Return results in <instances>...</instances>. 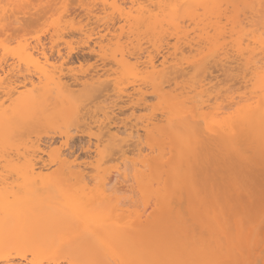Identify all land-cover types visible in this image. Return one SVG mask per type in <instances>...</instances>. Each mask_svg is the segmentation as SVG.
<instances>
[{
	"label": "bare ground",
	"instance_id": "6f19581e",
	"mask_svg": "<svg viewBox=\"0 0 264 264\" xmlns=\"http://www.w3.org/2000/svg\"><path fill=\"white\" fill-rule=\"evenodd\" d=\"M157 1V0H156ZM155 1V2H156ZM160 0H158V2H159ZM163 1H165V0H163ZM163 1L161 0V4H163ZM169 0H167V2L165 1V3L162 5V6H160V7H162V8H158L159 7V3H155L158 7H156L155 5V7H156V9H159V12H161V13H159L160 15H157V16H161V14H162V12H164V10H163V7H164V9H166L165 11H166V13L164 14H162V16L161 17H154V18H151V17H153V15H152V13L150 12H148V11H145V9H143L144 11H140L141 13H142V15L140 16V15H137V17L139 18V16L141 17V19L139 18V22H140V20H141V22L143 23V24H145V26H147V28H149L148 29V32H149V30H150V33H151V31H153V32H155V33H157V34H159V36H161L160 34H164L165 33V31H166V27H167V29L169 30V27H170V29H172V28H174V31L176 32L177 30H179L180 28L178 27L180 24H179V22H180V20L183 18V20H184V18H185V20H186V17L185 16H188V17H191L190 19H192V20H190V21H193L194 20V24H196V22H200L199 23V25H198V27L200 26V28L202 27L200 24L202 23L201 22V20H202V17L204 16V20H202L203 21V23L204 24H202V25H204L205 27H207V28H209L210 29V27H212L211 25H215V24H217V25H219V26H217V25H215V29H216V27H217V29L218 30H215V29H211V30H215V34H217V38H219L220 36H224V35H230V34H232V39H234L233 38V36H235V35H233L234 33H233V30L235 31V34H236V32H237V30H238V33L240 32V30H239V23H240V21L238 20L239 19V17H238V14H239V12L240 13H242L241 12V6L240 7H238V6H236V7H238L237 8V10H238V13H237V10H236V7L235 6H233V8H234V10H229V8L227 7V5L228 6H230V8H232V5H231V3L229 2V4L227 3V1L228 0H174V3H170V2H173L172 0H170L169 2H168ZM238 2H239V4H240V1L241 0H237ZM236 0H235V2H237ZM224 2V5L227 7L226 8V12H224L223 14H225L224 16H222V12H221V14H220V9H222V6H221V8L219 7L220 6V4H222ZM231 2H233V0L231 1ZM237 2V3H238ZM226 3H227V5H226ZM243 3V2H242ZM169 5V4H171L168 8H167V6L166 5ZM18 5H19V0H0V34H2V33H4V34H6L5 32H7V30H8V27H10L13 23H16L17 22V19H18V13H20L21 11H20V8H18ZM236 5H238V4H236ZM20 6V5H19ZM111 6V5H110ZM113 6H115V5H113ZM225 6H223V8L225 7ZM115 8H116V6H115ZM143 8V7H142ZM161 9L163 10V11H161ZM219 9V10H218ZM225 9V8H224ZM118 10V9H117ZM148 10V9H147ZM119 11V10H118ZM150 11V10H149ZM152 11V10H151ZM201 11V12H200ZM225 11V10H224ZM230 12V11H233V12H236V15H237V17H238V19L236 18H234V23L233 24H235V26L237 27V26H239V27H233V26H231L232 28H230L229 27V29H227V31H226V29L224 30V24L223 25H221L222 26V30L221 29H219L221 26H220V23L218 24L217 22H220V21H218V20H220L221 19V16H222V19H225V17L227 18V15H229V14H231V12L230 13H227V12ZM139 12V13H140ZM197 12H198V14H197ZM200 12V13H199ZM205 14H203V13ZM220 15V17L219 16H217L218 14ZM22 13V12H21ZM144 13H148L149 14V16L148 15H143ZM23 15H25L26 13H22ZM200 14H203L201 17L199 16ZM206 14H208V15H213L212 17H210V16H208V15H206ZM215 14H217V15H215ZM233 14H235V13H233ZM150 15H151V17H150ZM199 17H198V16ZM215 15V16H214ZM235 15V16H236ZM198 18H197V17ZM206 16V17H205ZM240 16H241V14H240ZM64 17V16H63ZM137 17H135L133 20H135V19H138ZM192 17H194L195 19L197 18V20L195 21V19L194 18H192ZM210 17V19L211 20H208V19H206V18H209ZM216 17V18H215ZM218 17H219V19H218ZM224 17V18H223ZM232 17H233V15H232ZM232 17H230L229 19H232ZM66 18V17H65ZM217 20V22H215V23H212L211 21H214L215 19ZM59 19L61 20L62 18H60L59 17ZM64 19V18H63ZM62 19V20H63ZM188 19V18H187ZM201 19V20H200ZM228 19V20H229ZM59 20V21H60ZM66 20V19H65ZM208 20V22H211L210 24H209V27H208V22H207V26L205 25V22ZM215 20V21H216ZM227 19H225V21H226ZM228 20L226 21L227 23H228V26H229V23L232 21H230V22H228ZM68 21V20H67ZM137 21V20H136ZM189 21V20H188ZM187 21V22H188ZM61 23H62V21H60ZM59 22V23H60ZM135 22V21H134ZM138 22V21H137ZM141 22L140 23H138V24H141ZM225 22V25H227V23ZM63 23H64V21H63ZM237 23V24H236ZM137 24V26H140V25H138ZM184 24V23H183ZM182 24V25H183ZM188 24H190V22L188 23ZM194 24H190V25H194ZM198 24V23H197ZM230 25H232L231 23H230ZM65 26H67L66 24H65ZM132 26H136V23H135V25H132ZM183 26H185V25H183ZM187 26V25H186ZM185 26V27H186ZM197 26V25H196ZM142 27V26H141ZM172 27V28H171ZM190 27V26H189ZM219 27V28H218ZM107 28V27H106ZM105 28V29H106ZM112 28V27H111ZM140 28V27H139ZM145 28V27H144ZM177 28H179V29H177ZM146 29V28H145ZM145 29H143V30H145ZM189 29V28H188ZM203 29H204V27H203ZM233 29V30H232ZM236 29V30H235ZM66 30V29H65ZM133 29H130V31L129 32H131ZM142 30V31H143ZM195 30V29H194ZM199 30V29H198ZM202 30V29H201ZM206 30V29H205ZM229 30H231V31H229ZM10 31V30H9ZM8 31V32H9ZM137 31H138V29H137ZM147 31V30H146ZM210 31V30H209ZM208 31V32H209ZM222 31H225L226 33H224V35H223V32ZM230 33H229V32ZM7 32V33H8ZM128 32V33H129ZM134 32V31H133ZM182 32V31H181ZM195 32V31H194ZM217 32V33H216ZM221 32H222V35H220L221 34ZM228 32V33H227ZM138 33V32H137ZM167 33H169V32H167ZM178 33H180V32H177V34ZM184 33V32H183ZM192 33V32H191ZM201 33H202V31H201ZM201 33H198V34H201ZM238 33H237V35H238ZM4 34H3V36H4ZM133 34V33H132ZM136 34V33H135ZM143 34H144V32H143ZM152 34V33H151ZM154 34V33H153ZM157 34H154V36L155 35H157ZM210 34H212V33H210ZM240 34V33H239ZM137 35V34H136ZM166 35V34H165ZM174 35V34H173ZM184 35V34H183ZM186 35V34H185ZM189 35H191L190 33H189ZM202 35V34H201ZM218 35H220L219 37H218ZM1 36V35H0ZM114 36V35H113ZM132 36H134V35H132ZM148 36V35H147ZM150 36V35H149ZM158 36V35H157ZM156 36V37H157ZM188 36V35H187ZM203 36V35H202ZM211 36V35H210ZM214 36V37H213ZM213 36H211V37H208L209 38V40H212L213 42H217V41H215V40H218L215 36L216 35H213ZM225 36V37H226ZM231 36V35H230ZM239 36H241V35H239ZM239 36H237L236 38H238ZM245 36V35H244ZM102 37V36H101ZM151 37V36H150ZM163 37H164V35H163ZM182 37V36H181ZM196 37V36H195ZM207 37H206V39H203L204 41L206 40V42H207ZM213 37V38H212ZM155 38V37H154ZM159 38V37H158ZM189 38V37H188ZM194 38V37H193ZM199 38V37H198ZM216 38V39H215ZM222 38V37H221ZM226 38H229V40L228 39H226ZM226 38H224V40H226V44L225 43H223L224 42V40H223V38L221 39L222 41H220L219 42V45H216V44H218V42L217 43H215L214 45L217 47V48H215V46H213V42L211 43L210 41L209 42H207L208 43V45H210V47H211V45L213 46L212 48H209V46H208V48H206V49H209V51L208 50H205V51H208L207 53L205 52H203V53H199L198 52V54H199V56H201L200 58H199V61H202L203 60V58L204 59H207V56H204L205 54H215V56H216V58L219 60V59H221L222 60V57H225L226 55L228 56V58H229V56H232V55H234L235 56V59L237 58L238 60L240 59V60H242V61H244L243 59H242V57H244L243 56V50H244V52H246L245 51V49H242V44H241V39H242V36L240 37V39L238 38V39H234V40H231L230 41V37H226ZM120 39V38H119ZM149 39V38H148ZM163 39V38H162ZM182 39V38H181ZM183 40H185V38L183 39ZM199 40V39H198ZM219 40H220V38H219ZM245 40V39H244ZM151 41V40H150ZM153 41L154 40H152V43H153ZM157 41V40H156ZM165 41V40H164ZM228 41V42H227ZM229 41H230V43H229ZM27 42V41H26ZM26 42H25V45H27L26 44ZM195 42V41H194ZM198 42V41H197ZM202 42V41H201ZM205 42V43H206ZM21 43V42H20ZM165 43V42H164ZM175 43V42H174ZM206 43V44H207ZM211 43V44H210ZM221 43V44H220ZM228 43V44H227ZM243 43V42H242ZM181 44H182V42H181ZM191 44H192V42H191ZM223 44V45H222ZM225 44V45H224ZM229 44H230V49H231V51H229V52H231L230 53V55L226 52V49L224 50V52L226 53V55H225V53H223V52H221V49L220 50H218V48H221L220 46L222 45V47H224L225 48V46L226 45H228L229 46ZM2 43H0V152H3V154H5L6 156L5 157H7L8 155L7 154H9V152L12 154V153H14L13 154V159H15V161L17 160V157L19 158V156H22V158H21V160L23 159V158H26L25 157V153L26 154H28L29 152L28 151H24L25 153L23 154L22 153V155L20 154L21 152V150H25L24 148L22 149H20V147H18V145H17V147H18V149H20L19 151L15 148V146H13V142L15 143V142H17L16 141V139L18 140V142L20 141L21 142V140L23 139V138H28V136L26 135V134H29V133H33V135L34 134H36V132L35 131H37L39 134L42 132V131H50L49 129H51V131L50 132H42L43 134L44 133H49L48 134V136H49V138H50V136L52 135L51 133H53L54 132V130L56 129V127L54 126L56 123H58V124H60V123H63L62 125L60 124V128L63 126V127H67V129L70 127V124L71 123H73V124H75V125H79V124H83V122L82 121H84L85 119H84V116H86V115H84L85 114V112L86 111H84V110H81V109H85V107H87V106H89V103H90V106L92 107V105L95 103L94 101H96V99L97 98H95L94 99V97L93 96H97V97H99V96H102L103 95V93L106 91V89H107V91H108V89L109 88H107V87H109L110 85H112L110 82H112V81H108L109 79H112V78H109L110 76H107L106 78H108L107 80L103 77V75L101 74L100 75V73L98 74L97 72L94 74V75H90L89 77H87L84 81H81V80H79V79H75V80H73V82L70 84V83H68V82H65L64 80H63V78H61V76H59V75H55L54 73L52 74L51 72H45V71H47V70H42V71H40V69H39V76H38V82L35 84L34 82H30V85H31V89H28L27 88V84L26 83H24V82H19V77H18V70H17V68L14 66V67H10L9 69H7V70H4V68L2 67L3 66V64L5 63V61H6V57H5V54L3 53V52H7V56H9L11 59H14L15 57H16V55H17V57L18 58H20V59H26L27 61H35V53L36 52H39V49H42V50H44L43 48H35V47H37V46H34L33 48H32V46H31V48L29 47V46H25V45H22V46H18V44H17V46H16V48L15 49H13V51H8L7 50V48H8V46H7V48L3 45ZM164 45V44H163ZM179 45V44H178ZM185 45V44H184ZM189 45V44H188ZM196 45V44H195ZM158 46H159V44H158ZM162 46V45H161ZM192 46H194V45H192ZM197 47V46H196ZM199 47V46H198ZM170 48V47H169ZM223 48V49H224ZM162 49V48H161ZM168 49V48H167ZM178 49H179V47H178ZM180 49H181V47H180ZM214 49L215 51L217 50L218 52H220L219 53V56L217 55V51L216 52H212V50ZM7 50V51H6ZM9 50H12V49H9ZM116 49H114V51H115ZM170 50V49H169ZM190 50H192L191 48H190ZM94 51V50H93ZM93 51H91V53L93 52ZM121 51V50H120ZM184 51V50H183ZM186 51H187V49H186ZM192 51H194V50H192ZM223 51V50H222ZM158 52V51H157ZM181 52H182V50H181ZM233 52H235V54L233 53ZM248 52V51H247ZM94 53V52H93ZM177 53V52H176ZM188 53V52H187ZM194 53V52H193ZM233 53V54H232ZM39 55H41L44 59H45V61L47 62L48 61V57L45 55V54H43V53H38ZM96 54V53H95ZM98 54V53H97ZM113 55H115V53L113 52L112 53ZM117 54V53H116ZM126 54V53H125ZM128 54V53H127ZM130 54V53H129ZM168 54H170V53H168ZM189 55H190V53H188ZM196 54V53H195ZM202 54V55H201ZM204 54V55H203ZM208 55L209 57H208V59L207 60H203V62L205 63L206 61H207V63H208V60L210 59V58H212V55ZM220 54H222L223 56H221ZM232 54V55H231ZM91 55H93V54H91ZM112 55V56H113ZM123 55V54H122ZM176 55V54H175ZM174 55V56H175ZM127 57V59L125 58V57H121L122 59H124V60H122L121 58H120V62H118V60L116 61L115 60V57L113 58V60H114V62L116 61V62H118V63H114V64H118V66H119V64H121V66H119V69H120V67H121V70H122V73L124 72V73H126V72H129V71H134V70H136V67L138 66L137 64H138V60L136 61V59H134L135 61V63L133 62V64L131 63V65L129 64V60H131V58L130 57H132V55L130 54V57H128L129 55H126ZM198 56V55H197ZM202 56H203V58H202ZM103 58V57H102ZM128 58H130L129 60H128ZM149 58V57H148ZM146 58L147 60H148V62L147 61H145L144 63L142 62V66L144 67V68H146V67H148V66H151V67H153V65H154V63H153V61H152V59L151 58ZM194 58H196V56L195 57H193L191 60L193 61V59ZM214 58V57H213ZM137 59H138V57H137ZM201 59V60H200ZM215 59V58H214ZM233 60L232 61H235L234 60V58H232ZM76 60L77 61H79L78 60V58H76ZM163 60H166L165 62H167L168 60H167V58L165 57V58H163ZM163 60H162V66H165L163 69L165 70H163L162 69V73L160 74V72L158 73L157 72V74H160V75H158L157 77H159L158 79L160 80V81H158L159 83V88H161V84H162V86H163V84H164V86L166 85V83L167 82H171V77H172V82H174L173 80L174 79H176V80H178V79H182V77H183V80H184V76H185V80H188L187 82H189L190 84H181V87L183 88V90L181 89V87H180V85H176V84H178L179 83V81H178V83H176L177 81H175L173 84H175L176 85V87H178L177 89H174L175 91L176 90H178L179 89V93H175V97L174 98H172L171 97V95L172 94H174V92L173 93H170L169 91H167L166 90V92H165V94H167L168 92H169V96H168V94L166 95V96H168V97H171L172 99H173V101H172V99L170 100L169 98V100H170V103L171 102H174L173 104V108L175 107V102L177 101H179L180 100V102L182 101V106L183 107H181L179 110H178V112H179V116H176V115H178V113L176 114V115H172L173 113H174V111L175 110H173L171 113H169L167 116H169V117H171V119H172V117H173V119H174V121L173 120H171V122L168 120V117L166 118V120L168 121H166V123H164V125H163V123H162V127H158V124H157V126H156V128L158 129H156L157 130V132H158V136L160 137V139H161V137H163V138H165V139H167V141L169 142L170 141V138L171 137H174V142H172V143H174V147H173V150H174V152H175V155H176V157H175V160L173 161L172 160V158L171 157H169V156H171L170 154L172 153V150H170V154H169V156H167V157H165V160H166V158H168V160H167V162L166 161H162V158L163 157H160L159 156V158L156 156V157H149V158H147L145 161H144V166L145 167H143V168H146L147 170H145V172L146 171H148V172H144V174H142V176L144 175H146V176H148L147 178L146 177H144L143 176V179H145L144 181H142L140 184L141 185H139L140 187H141V189H143V190H145L146 192H147V190L149 189V190H152V189H154V187L157 189L156 191L154 190H152L151 191V193L149 192V190H148V192L150 193V198H148V197H143L142 196V198H141V203L144 205V207H148V208H145L144 210H143V213L142 214H139V215H135V216H133V217H130V218H128V220H125V221H120V220H118V216H122V214L124 213V210L123 209H121V208H119V206L118 205H116V206H114L113 208L111 207V210L109 209V211L107 210L106 212H104V211H100V212H104V213H101L100 215H98L97 216V214L95 215H93L92 217L91 216H89V214H88V211L89 210H91L92 209V207H94L93 206V204H95V203H97L98 205H103V204H105V202L108 204V202H107V198H105L104 196H98V197H96V199H92V200H90V201H88L87 199H84L85 197H82V195L79 193V190H78V188L79 189H81V188H83V187H85V185L87 184V183H85L86 181H83V176H85V175H83V174H85V173H83L82 172V175L79 173V172H75V171H73V170H71V164H72V161L69 163V161H68V157H69V159H70V156H69V154H68V156H67V154H65V157L62 155L60 158H62V159H58V157H56L57 159H58V161H59V164H57L58 166H59V169H58V166L56 167V169H55V171H57V169H58V171L57 172H55V171H53L54 173H53V176H54V174L56 173V174H58V175H56L58 178L60 177V178H62V180L60 179V180H52V179H48V176H45V177H47V179H41L42 178V176H40V181H37L34 177H38V176H35V174L37 173L36 172V170L37 169H39V170H42V169H44L45 167H44V164H42L41 162H40V160H38L40 163H37V162H34L35 161V159L36 158H38V157H35L34 159L32 158V156L34 155V156H37V153H40V152H42L40 149V152H39V150H38V152L36 153V155H35V153L33 154L32 153V151H31V153L32 154H28V155H26L27 156V158L26 159H24V162L23 163H21L20 162V164L19 163H17V161L15 162L14 160H12V157H11V154L9 155L10 157H8V158H5V160L6 159H9V161H10V163H12V162H14V165L15 166H13V163H12V166H10L9 164H5L6 162H5V160L4 159H1V158H3V156L4 155H2L1 153V155H0V161H3L4 163L3 164H5V165H8V166H6L7 168H10L11 170L13 169V168H15V169H13L14 170V172L16 171V173H17V175H16V177H23V180L21 181V182H13V183H9V184H6L5 185V187H1L0 188V263H3V264H8V262L9 261H11L12 260V253H14L17 257L19 256L20 258H22L23 260H27V255L29 254V255H31L32 256V254H33V256L34 255H39V256H44V255H48V259H50V260H52L53 262L54 261H56L59 257H63L64 258V260H66L67 262H68V264H74V262H76V261H80V260H93V261H96L97 262V264H137V262H139V261H152V260H182V261H190V259H192L193 257H194V255L195 254H199V250L201 251V246L199 247V249H195V247H196V245L195 246H193V244L195 243L194 241V243L193 244H189V243H187V241H190V238L187 240V241H185L184 239L185 238H183L182 236H180V237H182V239H181V241L179 240V238H178V240L176 239L175 240V237H177V234L180 232V231H183L184 232V230L186 231L187 229H190V228H184L183 226V228L179 225V222H180V218H182V213H184V211H186V216H185V218L186 217H188V215H194L191 219H193L194 217L195 218H197V219H200V218H198L199 217V215H201L202 214V212H199V213H201V214H198V217H197V213H198V211H202V210H204V208L206 209L205 211L207 212V214H206V216L208 215V218H209V210L207 211V209H210V210H212V209H214L215 211H216V209H219L218 211L220 212V210L222 211L223 209H224V207H228V208H230L234 203L233 202H235V204L233 205V207H235L234 209L236 210V209H238V211H241V209L239 210V205L241 204L242 205V207H245V209L247 210V207L245 206V203H246V205L247 204H249L250 205V207L251 206H253V208L250 210L249 209V211L247 210V211H244L245 212V214H244V212L242 213V214H244V215H242V216H239V218L241 219L242 218V220L241 221H239V222H235L234 224H235V226L233 225V223L231 224V222L230 221H233L234 222V220L235 219H238L237 217L234 219V218H232V220L231 219H228V217H227V213L228 212H230V211H228L227 209H226V212H225V209L223 210L224 212H221V213H218V212H215V214L217 215V214H223V215H225V218L227 217V219H224V220H222V218H221V222L220 223H218L217 225H214V227H216V231L218 230V233H220V231H222L223 230V228L225 229V232H224V230H223V232H222V234H218V238H219V241H218V239H217V236L215 237V233H216V231L214 232V228L212 227L213 226V224H216L217 223V221H215L216 219V217L214 218V216H215V214L213 213V215L212 216H210V217H212V219L214 218L215 220H211V222L213 223V224H211V223H209V221H210V219L211 218H206L205 216H204V214L203 215H201V219L203 218L204 220V222H205V220H209L208 221V223H207V221H206V223L205 224H211V226H210V229L208 230V229H206L208 226H205V225H203L202 224V222H200L199 224L200 225H202V227L203 226H205V229H202L201 227H200V225L197 223H195L196 224V226L194 227L195 229H197L198 227V229L196 230V231H193V230H195L194 228H192L191 230L197 235L200 231V229L203 231H207V232H205V234L203 233V232H200L197 236L196 235H194V233H191L190 231H188V232H190L191 234L190 235H192L191 236V238L192 237H194L195 236V238L194 239H197V240H200L199 238L201 237V236H203L202 238H201V240L202 239H204V240H206V236L209 234L208 232L210 231V233H212V234H214V238H213V235H212V240L214 241L215 239L217 240H215L214 242H217V243H219L220 242V240L222 241V239L223 238H225L226 239V246H225V243H223L224 242V240L225 239H223V242H220L219 244H216V245H218L219 247H222V245H221V243H223V247H222V249L220 250V248H219V251H221V253L222 254H224V252H225V250L223 249V248H234V250L235 251H233V252H231L232 254H234L233 256H232V254L231 253H228V254H231V256H227V255H222L221 257H223V256H225V260H226V256H227V258L229 257V261H235V260H242V259H244V257L246 258L247 256L246 255H243V257H238L239 255L240 256H242V254H239V253H241L240 251V246L241 247H243V248H245L246 249V247H248V245H247V241H250V238H249V240H246V243H244L245 242V238L246 239H248L247 238V235L249 234V231L251 230V232H253V230H255V229H252V228H254L256 225H255V223H258L256 220H254L255 218V216L256 215H260V213H261V218H262V220H264L263 218V216H264V189H261V186H260V188H259V190L256 188V186H253V185H256V183H254L255 181H253V185H251V186H249V183H248V181H246L248 178H247V176H249V178L252 176V171H253V168H254V170L255 171H253L254 172V176L256 177H254V178H252V179H257L256 180V182L258 183V178H261V175L263 174V169H264V167L263 166H260V165H264V164H262V163H264V162H262L261 160H260V158H261V155H264L263 153L264 152H262V151H264V114H263V112L264 111H262V113H261V111H260V109H259V107L257 108V109H259V114L257 115L258 117H253L252 115L255 113V112H257V111H255L254 109H256V105H254V103H255V101H253V103L252 102H250V100H249V107H247V108H251L252 107V105H253V109H252V111L250 110V112L248 111V112H246V115H243V114H238L239 116L238 117H236V119H231L232 118V114L233 113H229L228 114V112H227V115H229L231 118H228V116L227 117H225V118H223V116H220V114L222 115V113L221 112H219L218 114H216L214 111V114L217 116H212V117H210L211 115V112L208 110L207 111V109H206V113L203 111L201 114H204L203 116L205 117L206 115H207V113H209L208 114V119H209V117H210V119L209 120H206L207 122H205V123H207L206 124V129H204V130H207L208 131V133H211L212 135H214V137H215V139L217 140V144L221 147V148H219V146H218V148L217 147H215L214 149L216 150H214V151H211V146L209 147L208 145H207V147L208 148H210L209 150H208V148L206 147L205 149L206 150H208V152L205 150V151H203V149L202 148H199V147H201L200 146V142H202V146H204L205 145V142L203 143V141H200L201 139L199 138V137H202V136H200V134H196V133H201L199 130H201V129H198V128H196L197 130H195V129H193L194 128V126H193V124H192V122H193V120H194V117H195V115L194 116H190L191 114H192V112H193V110L195 109L194 107H192V106H190V104H189V106L190 107H188L187 105H185L186 103L185 102H188V103H190V100H189V97L191 98V100H192V97H195V96H190L191 95V93H190V95H189V93H186V90H187V92H190V89H192L193 87H197V83L199 82V83H201V81L203 82V83H205V80L206 79H203L204 78V76L203 75H206L205 74V72H203V74H202V76L203 77H200V76H197L198 74H201L202 72L201 71H205V69H203L204 67H207L208 66V69L210 68L209 66H211L209 63L206 65V66H202L203 64H200L201 65V68L203 69H201L200 68V65L198 66V67H195V72H194V70H193V72L191 71L192 69H190V68H188V69H190V71L187 69H181V68H183V67H185V68H187V66H188V62L189 61H191V60H189L188 59V61L185 59V61H186V66H185V64H184V66H183V63H185V61L184 60H181L180 61V63L179 62H176L175 63V65L174 64H171V65H174V66H179L178 64H180V65H182L181 66V68L180 69H175V68H179V67H174V70L171 72V71H169L170 70V68H172L173 69V67H170V68H168L167 66H166V64L164 65L163 64ZM197 60L198 59H196L195 61H193V62H196V64L198 65V63H199V61L197 62ZM221 60H219V62H221ZM230 60V59H229ZM237 60V61H238ZM239 60V61H240ZM183 61V62H182ZM191 61V62H192ZM223 61L225 62L224 63V65L226 64V60H222V64L221 65H223ZM238 61V62H239ZM139 62H140V58H139ZM164 62V63H165ZM182 62V63H181ZM193 62L191 63V64H193ZM227 62H228V64L230 65V64H233L232 62H231V60H230V62L228 61V59H227ZM234 63V64H237V67H238V65H244L243 64V62L242 63ZM200 63H202V62H200ZM215 63V62H214ZM214 63H213V65H214ZM190 64V67L192 66H195L196 64H193V65H191ZM134 67H133V66ZM223 65V66H224ZM117 66V65H116ZM146 66V67H145ZM221 67V68H223V71L225 70V71H227V68H229V66L227 67V65H225L224 67ZM134 68V70L133 69H131L130 70V68ZM155 67V66H154ZM168 69H167V68ZM214 67H216V64H215V66ZM219 67V66H218ZM225 67H227V68H225ZM231 67V66H230ZM240 67V66H239ZM197 68V69H196ZM212 68V67H211ZM220 68V69H221ZM243 70L244 71H246L245 69H246V66H243ZM249 68V67H248ZM123 69H126V71H124ZM127 69L129 70V71H127ZM199 69V70H198ZM208 69L206 70V71H208ZM239 69H241V68H238V70ZM196 70H198V71H196ZM229 70V69H228ZM101 71V70H100ZM160 71V70H159ZM167 71V72H166ZM169 71V72H168ZM248 71V70H247ZM183 72H185L186 73V75H183V74H185V73H183ZM192 72V75L190 76V77H192L193 75V79H194V77L195 76H197V77H195V79H194V83H195V81L197 82V83H195V84H193L191 81H192V79L189 81V75H190V73ZM198 72V73H197ZM211 72V71H210ZM229 72H230V70H229ZM241 72V71H240ZM239 72V73H240ZM249 72H250V70H249ZM249 72H247V73H249ZM251 72H252V75H253V72L254 71H252L251 70ZM250 72V73H251ZM262 72H264V71H262ZM262 72H258V76L256 75V74H254L252 77H254L255 75L257 76H255V79H253L252 78V80H254V82L256 83V81H257V79L260 81V79H261V81L263 82L264 81V76H262V77H259V74L260 73H262ZM179 73H182V74H180V77H177V78H175L173 75H175V74H179ZM187 73H189V74H187ZM197 75H196V74ZM235 73V72H234ZM246 73V74H247ZM249 73V74H250ZM255 73V72H254ZM103 74H105V73H103ZM170 74H171V76H170ZM173 74V75H172ZM107 75V74H106ZM181 75H183L182 77H181ZM187 75H188V78H187ZM235 76H237L236 74H234ZM251 75V74H250ZM263 75V74H262ZM168 76H169V78H168ZM178 76V75H177ZM101 77H103V79L101 78ZM201 78L202 80L201 81H197V79L198 78ZM208 76L206 75V77L205 78H207ZM174 78V79H173ZM187 78V79H186ZM197 78V79H196ZM244 78H245V76H244ZM243 78V79H244ZM263 78V79H262ZM157 79V80H158ZM168 79L170 80V81H168ZM153 80H154V78H153ZM204 80V81H203ZM236 80H238L237 78H236ZM256 80V81H255ZM249 81H251V79L249 80ZM259 81H257V83H259L260 84V82ZM109 82V83H108ZM116 82V81H115ZM171 82V83H172ZM238 82H240V81H238ZM248 82V81H247ZM169 83H167V85H170ZM207 83V82H206ZM257 83H256V86H257ZM154 84V83H153ZM156 84H157V82H156ZM202 84V83H201ZM201 84H200V87H202V89H204L205 87V85L206 84H204V86H201ZM264 82L262 83V84H260V85H262V86H259L258 85V87H256V89L257 90H255V86H254V92H259V90H261V89H264ZM166 85V86H167ZM172 85V84H171ZM170 85V86H171ZM188 86L187 88H186V90L184 91V88L185 87H183V86ZM190 85V86H189ZM192 85H193V87H192ZM240 85H241V83H240ZM243 85V84H242ZM242 85H241V87H242ZM114 86V85H113ZM78 87V89L77 90H74V88L76 89ZM121 87V86H120ZM175 87V88H176ZM192 87V88H191ZM195 87V88H196ZM199 87V86H198ZM200 87L198 88V89H200ZM204 87V88H203ZM263 87V88H262ZM110 88H111V86H110ZM117 88V87H116ZM166 89L165 87H162V89ZM169 88V87H168ZM242 88H245V86L244 87H242ZM261 88V89H260ZM22 89V90H21ZM118 89V88H117ZM202 89H200V91L198 90V91H196L197 93H195L197 96H203V95H205L204 93H207V92H205V90L206 89H204V90H202ZM184 91V93H186L184 96H188L187 98L185 97H181L182 95H181V91ZM193 90V89H192ZM201 90L202 91H204V92H202L203 93V95L202 94H199V93H201ZM116 91V90H115ZM118 91H120L119 89L117 90V92ZM172 91H173V89H172ZM109 92V91H108ZM158 92H160V93H158V95L159 94H163V95H165L164 94V91H161V90H159ZM163 92V93H162ZM181 92V93H180ZM199 92V93H198ZM253 92V94L255 95V93ZM263 92V93H262ZM107 93V92H106ZM246 93V92H245ZM244 93V94H245ZM260 93V95H258V96H262L263 94H264V91L262 90V91H260L259 92ZM262 93V94H261ZM113 94H115V93H113ZM119 94V93H118ZM121 94V93H120ZM188 94V95H187ZM177 95H181V96H179V98L181 97V98H183L182 100H181V98L178 100H176V98H178V96ZM192 95H194L193 93H192ZM83 98H82V97ZM104 96H106V94L105 95H103L102 97H99L97 100H99L100 98H104L105 99V97ZM160 96L161 95H159V98H160ZM196 96V97H197ZM206 96L207 95H205L204 97L206 98ZM231 96V95H230ZM258 96H257V94H256V96L255 97H252V98H254V100L256 99V97L258 98ZM84 97H85V99H84ZM91 97H93V100H92V98ZM82 100H81V99ZM89 98V99H88ZM107 98V97H106ZM165 98V97H164ZM199 98V97H198ZM203 98V97H202ZM202 98H200V99H202ZM238 98V97H237ZM262 98V97H261ZM261 98H258V101H256V104H257V102H259L260 101V99ZM263 98H264V95H263ZM88 101L87 102V104H86V102L84 101ZM104 99H103V101H104ZM108 99V98H107ZM161 99V98H160ZM163 99V98H162ZM161 99V100H162ZM168 99H166L165 98V102H163L162 104L163 105H166L165 103H167L168 102ZM176 101H175V100ZM184 99H186L185 101H184ZM207 99H208V97H207ZM228 99H231V97H229ZM240 99H242V98H240ZM80 100H81V102H80ZM89 100H92V102H93V104H92V102L91 101H89ZM100 100H102V99H100ZM187 100H189V101H187ZM193 100H196L197 101V99H193ZM253 100V99H252ZM83 101V102H82ZM103 101H101V102H103ZM106 101V100H105ZM164 101V100H163ZM167 101V102H166ZM202 101H205V99L203 100L202 99ZM201 101V103H203ZM224 101V100H223ZM231 101V100H230ZM263 101H264V99H263ZM6 102H9V105L7 106V107H5V103ZM194 102V101H193ZM224 102H227V101H224ZM235 102V101H234ZM233 102V103H234ZM243 102V101H242ZM247 102V101H246ZM85 103V104H84ZM105 103V102H104ZM185 103V104H184ZM187 103V104H188ZM192 103V102H191ZM196 103V102H195ZM198 103H199V99H198ZM233 103H230V104H233ZM245 103V102H244ZM252 103V104H251ZM260 103V102H259ZM258 103V104H259ZM81 104L83 105V107L81 106ZM172 104V103H171ZM179 104V103H178ZM221 104V103H220ZM229 104V103H228ZM229 104V106H232V105H230ZM240 104V103H239ZM181 105H179V106H181ZM203 105V104H202ZM205 105H207L206 103H205ZM202 106L203 108L205 107L206 108V106ZM234 105V104H233ZM248 105V104H247ZM85 106V107H84ZM162 106V105H161ZM168 106V105H167ZM176 106H178V105H176ZM188 108H187V107ZM223 106V105H222ZM241 106V105H240ZM171 106H170V108H172ZM192 107V108H191ZM201 106L199 107L200 108V110L201 109H203ZM209 106H207V108H208ZM210 107H213V106H211L210 105ZM224 107V106H223ZM222 107V108H223ZM227 107V106H226ZM225 107V108H226ZM232 107H234V106H232ZM242 107H243V105H242ZM169 108V107H168ZM172 108V109H173ZM186 108V109H185ZM199 108H197V109H199ZM225 108H223L222 110H224ZM231 108V107H230ZM246 108V109H247ZM88 109H89V107H88ZM91 110V113H94V109H93V107L92 108H90ZM95 109H97V108H95ZM165 109V108H164ZM164 109H161L162 111H164ZM175 109V108H174ZM176 109H178V108H176ZM188 109H190V111L188 110ZM219 109H221V105L219 106V108H218V110ZM229 109V107H227V110ZM231 109H233V108H231ZM230 109V110H231ZM168 110V109H167ZM204 110V109H203ZM82 111H84L83 113H82ZM90 111L89 110H87V115H89V116H86L85 118H87V117H90V115H92L91 113H90ZM161 111V112H162ZM220 111V110H219ZM225 111H226V109H225ZM234 111V110H233ZM232 111V112H233ZM255 111V112H254ZM177 112V111H176ZM175 112V113H176ZM212 112V113H213ZM168 113V112H167ZM174 113V114H175ZM189 113V118H191L190 120H189V118L187 119L186 118V115ZM250 113V114H249ZM164 114V113H163ZM171 114V115H170ZM252 114V115H251ZM261 114V115H260ZM234 115H236V113L234 114ZM181 116V117H180ZM196 116H197V112H196ZM202 116V115H201ZM203 116L201 117V118H203ZM162 117H163V115H162ZM198 117V116H197ZM207 117V116H206ZM220 117V118H219ZM234 117V116H233ZM93 118V117H92ZM87 120V119H86ZM85 120V121H86ZM108 120V119H107ZM111 120V119H110ZM202 120V119H201ZM200 121V120H199ZM199 121H196V123L198 122L199 124H200V122ZM67 123H69V125L67 124ZM58 124H56V126H58ZM65 124V125H64ZM72 124V125H73ZM99 124H101L100 122H99ZM103 124V125H102ZM101 124V127H100V129H101V131L103 130V132H101L102 134L100 135V132H99V137H101L102 135H103V133H105L104 135H105V137H106V134H108V131H109V133H110V129H108V128H106V127H108V126H104V122ZM108 125V122L107 123H105V125ZM165 124L167 125V127H164L165 126ZM170 124V125H169ZM74 125V126H75ZM154 125V124H153ZM168 125H169V127H168ZM196 125V124H195ZM203 125H205V124H203ZM55 128H53V127ZM104 126V127H103ZM111 126V125H110ZM109 126V127H110ZM50 127V128H49ZM66 127H65V129H66ZM77 127V126H76ZM102 127H103V129H102ZM154 127V126H153ZM198 127V126H197ZM201 127V126H200ZM48 128V129H47ZM53 128V129H52ZM56 129L57 131H59V130H61V129ZM111 128V127H110ZM147 127L145 126V128L143 129L144 130V132H145V134H146V136L147 137H149L150 138V141L152 140V137H150V136H153V135H149V133H150V130H148V129H146ZM163 128V129H162ZM166 128H168V129H166ZM205 128V127H204ZM45 129V130H44ZM112 129V128H111ZM258 130V133H260V135H259V137H258V140H254V138H255V135H250V133H248V132H251L252 133V131L253 130ZM41 130V131H40ZM64 130V129H63ZM99 130V129H98ZM195 130V131H194ZM254 130V131H255ZM53 131V132H52ZM56 131V132H57ZM67 130H65V132H66ZM154 131V130H153ZM197 131H199V132H197ZM261 131V132H260ZM35 132V133H34ZM116 132L117 133H115V132H111L113 135L111 136L112 137V139L110 138V141L108 142L107 140H109V138H108V136L105 138L106 139V141H107V143H110V145L108 146V147H110V148H112V142L115 144V142H119V144L120 143H124L123 145H119V144H117V145H114L113 147L114 148H112V149H114L113 151H112V149H111V152H113V156H115V153H116V151L117 152H122L123 150L122 149H120V150H122V151H120L119 150V148H121V147H127V145H129L130 143L132 144L133 143V145H134V142H135V140L132 142V140L133 139H135L136 138V136H137V134H138V132L137 131H135L134 133L131 131V132H128L127 133V135H126V132H123V133H125L124 134V136L122 135V133L120 134V131L119 130H116ZM157 132H156V134H157ZM196 132V133H195ZM55 133V132H54ZM64 133V132H63ZM247 133H248V137H250V140H249V138L246 136L247 135ZM39 134H38V136H39ZM57 134V133H56ZM62 134V133H61ZM117 134H119V135H117ZM153 134V133H152ZM257 134V133H256ZM22 135H26V137L25 136H22ZM54 135V134H53ZM53 135H52V137H53ZM126 135V136H125ZM139 135V134H138ZM119 136V137H118ZM157 135H155V138H157L156 137ZM185 136H186V138H188V139H185ZM248 138H246V137ZM252 136V137H251ZM41 137V136H40ZM63 137V136H62ZM67 137V136H66ZM71 137V136H70ZM103 137V136H102ZM122 137H123V139H122ZM159 137L156 139V141L157 140H159L158 142L160 143V139H159ZM207 137V136H206ZM205 137V138H206ZM245 137V138H244ZM48 138V139H49ZM97 139H98V137H96ZM126 138V139H125ZM203 138V137H202ZM251 138H253V142L252 143H255V141H257V143H255V144H253L254 145V147H249V146H246V150L247 149H249V148H253V150H250V153H251V151H253V153H257V152H261V154H259V156L258 157H260L259 158V160L260 161H258V160H256V156H255V158L253 159V158H251V156L249 157V156H247L248 154L246 153V154H243V153H239V151L241 150L240 148L239 149H236L235 148V145L236 146H238V144L237 143H242L241 145H243L244 147H245V145H247V144H249V143H251L250 141H251ZM29 139V138H28ZM51 139V138H50ZM55 139V138H54ZM59 139V138H58ZM141 139V138H140ZM165 139H162L161 141H163V142H166V144H167V141H164ZM190 139V140H189ZM200 139V140H199ZM212 139H214L213 137H212ZM243 139V142L241 141V140ZM247 139V140H246ZM112 140V141H111ZM210 140V139H209ZM60 141V140H59ZM69 141V140H68ZM104 141V140H103ZM102 141V142H103ZM138 141V140H137ZM244 141H246L247 142V144H246V142L244 143ZM248 141H249V143H248ZM88 142V141H87ZM90 142V141H89ZM88 142V143H89ZM154 142V141H153ZM88 143H87V145H88ZM129 143V144H128ZM162 143V142H161ZM213 143V142H212ZM211 143V144H212ZM20 144V143H19ZM65 145H66V143H64ZM216 144V143H215ZM15 145V144H14ZM22 145V144H21ZM33 145V144H32ZM63 145V144H62ZM258 145V147H256ZM14 147L15 149H16V151H17V153H16V151H15V149L14 148H12L14 151L12 152V149H10L11 147ZM33 146H36V148H39V147H37V145L35 144V145H33ZM33 146H30V148H29V150H37V149H33ZM64 146V145H63ZM116 146L118 147V150H116L115 148H116ZM136 146V145H135ZM162 146H163V144H162ZM166 146V145H165ZM165 146H164V149H165V151H164V149H163V147H162V151H163V154H165V152H166V149L167 150H169L168 148H165ZM206 146V145H205ZM215 146V145H214ZM263 146V147H262ZM22 147V146H21ZM31 147H32V149H31ZM129 147V146H128ZM213 147V146H212ZM248 147V148H247ZM256 147V149H258V150H256V151H254L255 148ZM83 148V147H82ZM89 147L87 146V149H88ZM160 148H161V145H160ZM197 148H199V149H197ZM87 149H86V151H87ZM109 149V148H108ZM141 149V148H140ZM152 149H154V148H152ZM151 149V150H152ZM201 149H202V151L203 152H205L206 154L208 153L210 156L212 155H214L215 153H217L216 154V156L217 157H220V156H225V158H230V159H234V160H232L231 162L232 163H230L229 161V159H226V160H224V159H222V157H220V158H213V160H212V157H210V159L212 160V162L214 161V163L216 162V159H217V161H218V159H219V161H221L220 159H222L223 160V162L225 161V163L222 165H220L219 166V164L218 165H216V167H215V169L216 168H218L219 167V169H216V170H214V171H216V173L219 175L220 173V175H219V178H218V180L219 179H221V175H222V177H223V175H228L229 176V174L231 175V174H233V175H235V176H237V174L235 173H233V172H231L233 169H232V167L231 166H234V164H235V166L237 167V171L240 169V171L242 170V169H244L245 170V168L243 167V166H245L246 165V163L248 164H250V163H252V161H254V163H255V165H254V163H253V166H255V167H253L252 169H250L249 171H251V173L249 172V171H247L250 167H252V166H250V167H248V169H247V167H246V171H244L243 170V172H245V173H243L242 171V173H239V176L240 177H238V178H236L237 179V182H241V184L243 183V182H246V183H244V184H242V186H236V180L235 181H233L232 179H230L228 176H226V178H227V180L228 181H226V179L225 178H222L221 179V181H220V184H221V182H222V180L223 181H225V182H223V185H219V188H217L218 189V192H216L217 191V189H216V187H218V186H213V188H210L209 187V185H210V183H209V181H207V179L206 180H204V182L203 183H205V184H208L209 183V185L207 186V185H204L203 184V186H202V181L201 180H203V178L204 177H200V178H198V180H199V182L201 183H198L196 180H195V172L198 170L199 172H201L202 170H201V168L203 169V167L201 166V164L203 165V163H200V159H201V156L204 154L202 151H201ZM218 149H220L221 151V153L223 152V151H226V152H224V153H226L225 155L223 154H220V152L218 151ZM10 150V151H9ZM28 150V149H27ZM89 150V149H88ZM144 150V149H143ZM148 150V149H147ZM147 150H146V152H147ZM150 150V149H149ZM154 150H156V149H154ZM196 150H198V152L196 151ZM9 151V152H8ZM85 151V150H84ZM159 151H160V149H159ZM199 151H201V152H199ZM231 151H233V153H235V152H237V153H235V154H233L232 153V155L233 156H236L237 157V159L235 160V158L233 157V156H231L230 154H231ZM7 154H6V153ZM108 152H110V151H108ZM199 153L198 155H199V157H198V155H197V153ZM214 152V153H213ZM227 152H230L229 154H227ZM16 153V154H15ZM57 153H59V155H60V152H57ZM153 153H156V151L155 152H153ZM152 153V154H153ZM162 153V152H161ZM167 153V152H166ZM169 153V152H168ZM200 153H202L201 154V156H200ZM212 153V154H211ZM219 153V154H218ZM17 154H20V155H17ZM70 154H72V153H70ZM108 154V153H107ZM117 154V153H116ZM162 154V155H163ZM203 155L204 156V158L205 159H203V161L205 160L206 161V157L208 158V160H209V155ZM239 154V155H238ZM14 155H16L15 157L16 158H14ZM55 155H57V154H55ZM54 155V156H55ZM111 155V157H112V153L110 154ZM109 154H108V157L110 156ZM147 155V154H146ZM154 155V154H153ZM157 155H159L158 153H157ZM168 155V154H167ZM218 155H220V156H218ZM230 156V157H226V156ZM24 156V157H23ZM28 156H31V157H28ZM38 156H39V158L41 159V157H40V155L38 154ZM67 156V157H66ZM72 156V155H71ZM152 156V155H151ZM166 156V155H165ZM202 156V157H203ZM64 157V158H63ZM106 157H107V155H106ZM105 157V158H106ZM146 157V156H145ZM173 157V156H172ZM253 157V156H252ZM263 157V156H262ZM29 158V159H28ZM31 158H32V160H31ZM171 160H170V159ZM258 159V158H257ZM261 159H263L264 160V158H261ZM20 160V161H21ZM34 160V161H33ZM37 160V159H36ZM164 160V159H163ZM170 160V161H169ZM207 160V161H208ZM227 160H228V162H227ZM258 162V164L261 162V164L259 165V168H261V167H263V168H261V170H262V173L260 174L259 173V171H256L257 169H258V164H256L257 162ZM7 161V160H6ZM9 161H7V163H9ZM55 161H57L56 159H55ZM55 161L53 160V161H51L52 163L54 162L55 163ZM103 161V160H102ZM102 161H101V164H102ZM202 161V162H203ZM218 161V162H219ZM234 161V162H233ZM105 162V161H104ZM141 162V161H140ZM210 161H208V162H206L207 164H209L207 167L209 168V167H211L210 166V164L212 163H209ZM227 162V163H226ZM57 163V162H56ZM142 163V162H141ZM199 163H200V166H201V168L199 169ZM206 163H204L205 165H206ZM230 163V165H228ZM237 163V164H236ZM19 164V165H18ZM22 164V165H21ZM40 164V166H38ZM227 164V165H226ZM240 164H245V165H241L242 167H240L239 165ZM248 164V165H249ZM1 165V164H0ZM18 165V166H17ZM42 165V166H41ZM103 165V164H102ZM257 165V166H256ZM212 166L214 167V164L212 163ZM13 167V168H12ZM44 167V168H43ZM74 167V163H73V166H72V168ZM75 167H77V166H75ZM75 167L73 168V169H75ZM100 167V166H99ZM99 167H98V171H97V174H98V172H100L101 170H99ZM125 167H127L126 165H125ZM168 168V170L167 169H165V168ZM212 167V168H213ZM238 167H240L239 169H238ZM0 168H2V169H0V171L2 170V173H4V174H2V176L3 175H6V174H8L9 175V173H7V172H10V170H4L3 171V169H5L4 167H0ZM101 168V167H100ZM130 168V167H129ZM143 168H141V169H143ZM182 168H184V171H182L183 169ZM196 168H197V170H196ZM242 168V169H241ZM256 168V169H255ZM77 169V168H76ZM104 169L105 168H103V171H104ZM224 170V171H222V170ZM46 170V169H45ZM79 170V169H78ZM77 170V171H78ZM117 170H118V172H117ZM116 170V172L117 173H115V170H113L114 172H112V170H111V172H112V174L114 173L115 175H114V177H115V180H116V178L119 180V178H120V182L119 183H125V182H128V180H127V177H126V180H125V182H123L124 180L122 179L121 180V178H125V174H124V172H126V170H128V172H130V170L129 169H124L123 168V170H124V172L123 173H121L120 171H119V169H117ZM122 170V171H123ZM196 170V171H195ZM210 170H211V168H210ZM210 170H208V173H210L211 171ZM219 170V171H218ZM260 170V169H259ZM260 170V171H261ZM80 171H82V169L80 170ZM137 171V170H136ZM135 171V172H136ZM138 171H140V170H138ZM204 171V170H203ZM210 171V172H209ZM236 171V172H237ZM239 171V172H240ZM5 172H6V174H5ZM13 172V171H12ZM12 172H11V174H12ZM105 172V171H104ZM104 172H102V173H104ZM120 172V173H119ZM135 172H134V174H135ZM205 172V171H204ZM203 172V173H204ZM220 172V173H219ZM231 172V173H230ZM247 172V173H246ZM248 172H249V175H247L248 174ZM258 172V175L256 174L255 175V173H257ZM1 173V172H0ZM42 173V172H41ZM139 173H143V172H139ZM147 173H148V175H147ZM207 173V172H206ZM207 173V174H208ZM214 173V172H213ZM96 174V176H99V174L97 175ZM107 174H109V173H107ZM130 174V173H129ZM198 174V173H197ZM202 174V173H201ZM210 174H212V173H210ZM243 174H244V176H243ZM247 176H246V175ZM260 174V175H259ZM14 175V174H13ZM12 175V176H13ZM37 175V174H36ZM42 175V174H41ZM45 175V174H44ZM48 175V174H47ZM137 175V173L135 174V176ZM213 175V174H212ZM251 175V176H250ZM264 175V174H263ZM0 176H1V174H0ZM10 176V175H9ZM9 176L8 177H6L7 179H10L9 178ZM55 176V177H56ZM108 176H113V175H111V174H109ZM127 176H128V178H130L129 177V175H128V173H127ZM138 176H141V175H137V177ZM204 176V175H203ZM216 176V175H215ZM224 176V177H225ZM241 176H242V178L244 177V178H246V179H242L243 181H241ZM18 177V178H19ZM54 177V178H55ZM107 177V175L105 176V178ZM114 177H112V181L114 180ZM211 176H208V178H210ZM231 177V176H230ZM232 177H234V176H232ZM1 178V177H0ZM3 178V177H2ZM64 178H68V181L69 180H73V181H75V182H73V183H70V182H68V181H66ZM95 178H97V177H95ZM99 178V177H98ZM212 179H210V180H213V178L214 177H211ZM216 178V177H215ZM214 178V179H215ZM235 178V177H234ZM250 178V179H251ZM264 178V176L262 177V179ZM34 179V180H33ZM103 178H101V180H102ZM141 179V178H140ZM142 179V180H143ZM197 179V178H196ZM2 180V179H1ZM20 180V179H19ZM33 180V181H32ZM63 180H65V181H63ZM84 180H85V178H84ZM109 181V180H111V178L109 177H107L106 178V181ZM36 181V182H35ZM105 181V180H104ZM107 181V182H108ZM216 181V180H215ZM251 181V180H250ZM249 181V182H250ZM260 181V180H259ZM262 181V180H261ZM263 181H264V179H263ZM107 182H105V183H103V186H108V184L107 185H105ZM196 182L198 183V185L200 184L202 187L200 188V186H197V184H196ZM206 182H208V183H206ZM252 182V181H251ZM155 183V185H153ZM228 183H230V184H228ZM262 183V182H261ZM3 184H5L4 182H3ZM114 184H118L117 183V181L116 182H114ZM113 184V182L111 183V186H113L114 185ZM213 184V183H212ZM240 184V185H241ZM247 185L248 186V188H246V191L247 192H249L248 191V189H250L251 187H253V188H256L258 191H260L261 190V192H259L258 193V191L257 190H255V189H253V188H251V192H252V190H253V192L255 193H253L252 192V194H247L248 196L249 195H252L251 197H248L247 195H246V191H245V189H242L243 188V185ZM258 184H260V183H258ZM1 185V184H0ZM110 185V184H109ZM231 185V186H230ZM238 185V184H237ZM262 185V184H261ZM151 186H152V188H151ZM154 186V187H153ZM211 186V185H210ZM229 186V188H231V191H235V189H236V187H241L240 189H242L241 191H239V189H237L236 191H239L238 193H239V195H238V198H240V202H238V200L236 201V197L237 196H234V200L235 201H232V198H230V196H232V192H230L229 191V194H228V196L227 197H229L230 199H231V203H232V205H230V200H227L225 197H224V192L223 191H227V190H225L226 189V187H228ZM246 186V187H247ZM257 186H259V185H257ZM109 187V186H108ZM205 187L207 188V187H209L210 188V190L212 191H215V194L214 195H212L211 197H208L207 196V192L205 191ZM5 188V191L3 190V189ZM148 188V189H147ZM151 188V189H150ZM204 189V192H203V189ZM228 188V189H229ZM245 188V187H244ZM147 189V190H146ZM219 189H220V193H219ZM209 190V189H208ZM202 191V192H201ZM245 191V192H244ZM152 192H154L153 194H152ZM240 192H244V193H242L243 195H245L246 196V198L244 197L242 200H244L242 203H241V196H242V194L240 193ZM251 192H249V193H251ZM140 193L142 194V195H144L143 193H142V191H140ZM199 193V194H198ZM206 195V196H204V194ZM209 193V192H208ZM214 193V192H213ZM217 193V194H216ZM218 193H219V195H221V196H219L218 195ZM257 193V194H256ZM152 194V195H151ZM189 194H194V195H191V196H195V194H197V195H199L198 197H194L196 200H198L197 202L195 201V203H199V202H201L202 203V209H197L196 208V214H193L194 212L192 211V212H190L189 211V209H188V203H189V198H188V196H189ZM236 194V193H235ZM183 195V196H182ZM201 195H203V196H201ZM209 195H211V194H209ZM233 195H234V192H233ZM80 197V198H76V197ZM145 196H146V193H145ZM147 196H148V194H147ZM226 196V195H225ZM240 196V197H239ZM56 197H58V199L55 201L54 200V198H56ZM82 197V198H81ZM203 197V198H202ZM243 197V196H242ZM248 197V198H247ZM73 198V199H72ZM198 198V199H197ZM202 198V199H201ZM71 199V200H70ZM150 199H152V200H150ZM194 199V200H195ZM247 199V200H246ZM53 200V201H52ZM72 200H76V203H72ZM110 200V199H109ZM218 200L220 201H222V202H218ZM246 200V201H245ZM125 201H127V200H125ZM125 201H123V204H125ZM245 202V203H244ZM97 204H95V205H97ZM200 204V203H199ZM106 205V204H105ZM104 205V206H105ZM206 205H210V207L209 206H206ZM104 206H103V208H102V210H104L105 208H104ZM200 206V205H199ZM208 207V208H206V207ZM230 206V207H229ZM236 206H238V207H236ZM248 206V205H247ZM254 206H256L257 208V210H255V207ZM233 207H231V209L230 210H234L233 209ZM241 207V206H240ZM241 207V208H242ZM249 207V206H248ZM149 208L151 209V211L147 214V212L149 211ZM199 208H201V207H199ZM147 209H148V211H147ZM244 209V208H243ZM93 210V209H92ZM198 210V211H197ZM214 210H212V212L214 211ZM257 211L256 213H255V211ZM187 211H189V213L187 212ZM237 211V210H236ZM255 213V216L254 217H252V218H254V219H252L251 217V220H250V218L248 219V220H250V221H248V223L247 222H245V221H247V219L245 220L244 218L245 217H247L248 218V215H247V213H250V214H252L253 215V212ZM259 211H260V213H259ZM119 212V213H118ZM211 212V213H212ZM231 212H234L233 214H235V211H231ZM230 212V213H231ZM192 213V214H191ZM203 213H204V211H203ZM210 213V214H211ZM238 212H236V214H237ZM99 214V213H98ZM184 215H185V213H184ZM196 215V216H195ZM223 215H221V216H223ZM95 216V217H94ZM190 216V217H191ZM230 216V215H229ZM243 216H245L244 218H243ZM88 217H90V219L93 221H91L93 224H89L88 225V220H87V218ZM184 217V216H183ZM184 218V219H185ZM189 218V217H188ZM206 218V219H205ZM223 218H224V216H223ZM229 218H231V217H229ZM220 219V218H219ZM183 220V219H182ZM193 220H196V219H193ZM193 220H190V218H189V221H191V222H189L188 220H186V222L188 223V225L187 226H190V224H192L193 223ZM245 220V221H244ZM257 220H259L258 219V217H257ZM220 221V220H219ZM254 221H256L255 223H254ZM90 222V221H89ZM203 222V223H204ZM215 222V223H214ZM242 222H244L245 224H247V225H245L244 227H243V223ZM249 222H252L250 225H249ZM236 223H240L239 224V227L237 226V224ZM254 223V224H253ZM260 223V224H259ZM259 226L261 225V223H262V221L260 222L259 221ZM181 224H183V222H181ZM228 224H229V226H228ZM233 226H231V225ZM243 224V225H242ZM91 225V226H90ZM199 225V226H198ZM223 225H225V226H223ZM227 225V226H226ZM249 225V226H248ZM192 226H194V225H192ZM191 226V227H192ZM231 226V227H230ZM258 226V225H257ZM258 226V227H259ZM185 227H186V225H185ZM212 227V228H211ZM226 227H227V229H226ZM230 227V228H229ZM235 227V228H234ZM239 229H238V228ZM204 228V227H203ZM218 228V229H217ZM238 230H237V229ZM241 228V229H240ZM243 228H244V230H243ZM248 228V229H247ZM251 228V229H250ZM260 228V227H259ZM181 229H183V230H181ZM211 229H212V231H211ZM230 229H232L233 231H235L234 233H236L235 235H236V238L235 239H232V238H229V237H223V235L224 236H230V237H235L234 236V234L232 235V234H229L228 235V233L229 232H233L232 230L231 231H229ZM180 230V231H179ZM242 232H241V231ZM197 231H198V233H197ZM236 231H238V232H236ZM226 232H228V233H226ZM257 231L255 230V234H257L256 233ZM185 233V232H184ZM203 233V234H202ZM181 234H183V233H181ZM243 234V235H242ZM189 235V234H188ZM187 235V236H188ZM206 235V236H205ZM217 235V234H216ZM220 235H222V236H220ZM242 235V236H241ZM89 236H94L95 238V247H89L87 244H85V241H84V239H86V237H89ZM211 237V234H209L208 236H207V238L208 237ZM210 237H209V239H207L208 240V243H206V245H214L215 243L213 242V244L211 243V242H209V241H211V239H210ZM221 237H223L222 239H221ZM238 237H240V238H238ZM253 237V236H252ZM84 238V239H83ZM187 238V237H186ZM106 239H108V240H110V242H108V240H106ZM229 239V240H228ZM242 239H243V242H242ZM253 240H251V245H253L254 244V242L253 241H255V248H258L257 247V244H259L260 242V237H259V239L260 240H258L257 239V237H256V239H255V237H253L252 238ZM255 239V240H254ZM174 240V241H173ZM185 241L187 244H185V243H183L182 241ZM191 240H193V239H191ZM239 240V241H238ZM241 240V241H240ZM257 240V241H256ZM176 241V242H175ZM196 241V240H195ZM232 241H234V243H235V241H237L235 244L232 242ZM175 242V243H174ZM177 242H178V245H177ZM181 242V247H180V245H179V243ZM200 242H202V241H200ZM199 241H196V243H200ZM241 242V243H240ZM257 242H259V243H257ZM172 243V244H171ZM203 244L205 243V241L204 242H202ZM210 243V244H209ZM243 243V244H242ZM94 244V243H93ZM202 244V249H205L206 248V246H205V244L203 245ZM238 245V247H237V245ZM178 247V251H179V253L180 252H183V255H181L180 256V254L178 255V254H175V252L173 251L174 250V248L175 249H177L176 247ZM201 245V244H200ZM228 245V246H227ZM233 245H235V247L233 246ZM199 246V245H198ZM205 246V248H203ZM230 246V247H229ZM233 246V247H232ZM246 246V247H245ZM179 247H180V250H179ZM194 247V248H193ZM197 248V247H196ZM235 248H237V249H235ZM215 250L216 248H215V246L212 248L211 247V250ZM218 249V248H217ZM227 249H226V254H227ZM259 249V248H258ZM183 250V251H182ZM193 250H198L197 252L198 253H195L194 255L192 254V252L194 253V251ZM211 250L209 251L207 248H206V251L204 250L203 252H200V254H199V256H197L196 258L197 259H202V258H204L205 259V261H207V258L208 257H212L213 255H212V253H214V252H217V250H215L214 252L212 251L211 252ZM239 250V251H238ZM195 251V252H196ZM208 251H209V253L211 254H207L208 253ZM256 251H258V250H256ZM177 252V251H176ZM207 252V253H206ZM237 252H239V253H237ZM220 253V252H219ZM219 253H217V254H219ZM221 253H220V255H221ZM43 254V255H42ZM206 254H207V256H206ZM215 254V253H214ZM217 254H215V255H217ZM239 254V255H238ZM236 255H238L237 257H236ZM50 256V257H49ZM218 256V255H217ZM210 257V259H209V261L211 262H217V258L215 257V260H214V256L211 258ZM259 258V255L258 256H254V257H252V258ZM36 258H39V257H36ZM45 258H46V256H45ZM46 258V259H47ZM190 258V259H189ZM224 258V257H223ZM248 258V257H247ZM188 259V260H187ZM204 259H202V261L204 260ZM211 259H213V260H211ZM191 262H194L193 261V259L191 260ZM220 262V261H219ZM225 262V261H224ZM40 264V263H39Z\"/></svg>",
	"mask_w": 264,
	"mask_h": 264
},
{
	"label": "rangeland",
	"instance_id": "374dc122",
	"mask_svg": "<svg viewBox=\"0 0 264 264\" xmlns=\"http://www.w3.org/2000/svg\"><path fill=\"white\" fill-rule=\"evenodd\" d=\"M156 0H19V5H18V8H20V11L22 12V13H26L25 15H23L21 12L20 13H18V19H17V22L16 23H13L10 27H8V30H7V32H5L6 34H4V33H2V34H0L1 36H0V41H2V40H4V38L5 37H8V38H10L11 39V41H12V43H10V44H8L7 46H8V48H7V50L8 51H13V49H15L16 48V46H17V44H18V46L20 45V46H22V45H25V42H26V44L27 45H25V46H29L30 48H31V46H32V48L34 47V46H37V47H35V48H43L44 50H42V49H39V52H36L34 55H35V61H27L26 59H20V58H18L17 57V55H16V57L14 58V59H11L9 56H7V52H3L4 54H5V57H6V61H5V63L3 64V68H4V70H7V69H9L10 67H16L17 68V70L19 71L18 72V77H19V82L21 83V82H24V83H26L27 85V88L28 89H31L32 87H31V85H30V82L32 81V82H34L35 84L38 82V76H39V72L40 71H42V70H47V71H45V72H51L52 74L54 73L55 75H59V76H61V78H63V80L65 81V82H68V83H72L73 82V80H75V79H79V80H81V81H84L87 77H89L90 75H94L96 72L99 74L100 73V75L102 74L103 75V77L107 80L108 78H106L107 76H110L109 78H112V79H109L108 81L110 82V81H112V82H110L112 85H110L111 86V88H110V86L109 87H107V88H109L108 89V91H107V89H106V91L103 93V95H105L106 94V96H104L105 97V99L104 98H100V99H102V100H97L99 97H102V96H99V97H97V96H93L94 97V99L95 98H97L96 99V101H94L95 103L93 104V102H92V100H93V97H91L92 98V100H89V101H91L92 102V107H93V109H94V113H91V109L90 108H92L91 106H90V103L88 102V101H85L86 99H85V97H84V101L86 102V104H87V102L89 103V106H87V107H85V109H81V110H84V111H86L85 112V114L84 115H86V116H89V115H87L88 113H87V110H91L90 111V113L92 114V115H90V117H87V118H85L86 116H84V119L86 120H84V121H82L83 122V124L81 123V124H77V125H75V124H73V123H71L70 124V127L67 129V127H66V129H65V127H61L60 128V124L62 125L63 123H60V124H58V123H56V124H58V126H56V124L54 125L55 127H56V129L58 130L59 128L61 129V130H59V131H57L53 126V128L55 129L54 130V132L53 133H51L52 135H53V137H52V135L50 136V138H49V136H48V134L47 133H42V132H47V131H42L40 134L37 132V131H35L36 132V134H34L33 135V133L31 134V133H29V134H26L27 136H28V138L26 137V135H22V136H25L26 138H23L22 140H21V142L19 141L18 142V140L16 139V141L17 142H13V146H15V148L17 147V145H18V147H20V149L22 148H24L25 150H21L20 152V154L22 155V153L24 154L25 152L24 151H30L28 154H34L35 153V155H36V153L38 152V150L40 149L42 152H40V150H39V152L40 153H37V156H32V158L34 159L35 157H38V158H36L35 159V161L34 162H37V163H42V164H44V169H42V170H39V169H37L36 170V174H35V176H38V177H34L37 181H40L41 179H47V177H45V176H48V179H54V180H62V178H58L56 175H58V174H54V176H53V171H55V169H56V167L58 166L57 164H59V161H58V159H62V158H60L63 154V156L65 157V154H67V156H68V154H69V156H70V159H69V157L67 158L68 159V161H69V163L72 161V164H71V170H73V171H75V172H79L81 175H82V172L83 173H85V174H83V175H85V176H83L84 178H85V180H84V178H83V181H86L85 183H87L86 185H85V187H83V188H81V189H79L78 188V190H79V193L82 195V197H85L84 199H89L88 201H90V200H92V199H96V197H98V196H104L105 198H107V202H108V204L105 202V204H103V205H98L97 203H95V204H97V205H95V204H93V206L94 207H92V209L91 210H89L88 211V214H89V216H93L94 214L96 215L97 214V216L98 215H100L101 213H104V212H106L107 210L109 211V209L111 210V207L113 208L114 206H116V205H118L119 206V208H121V209H123L124 210V213L122 214V216L120 215V216H118V220H120V221H125V220H128V218H130V217H133V216H135V215H139V214H142L143 213V210L145 209V208H148V207H144V205L141 203V198H142V196L143 197H148V198H150L151 196H150V193H151V191L153 190H157L154 186V189H152V190H149L148 188V190H149V192H148V190H147V192L145 191V190H143V189H141V187L139 186V185H141L140 183L142 182V181H144L145 179H143V176H142V174H144V172H145V170H147L146 168H143V167H145L143 164H144V161L147 159V158H149V157H158L159 158V156L160 157H163L162 158V161H166L167 162V160H168V158H166V160H165V157H167V156H169V154L171 153L170 152V150H172V153L170 154L171 156H169V157H171L172 158V160L174 161L175 160V157H176V155H175V152H174V150H173V147L175 146L174 145V143H172V142H174V137H171L170 138V141L168 142L167 141V139H165V138H163V137H161V139H160V137L158 136L159 134H158V132H157V128H156V126H157V124H158V127H162L163 125H164V123H166V118L168 117V120L171 122V120H173L174 121V119H173V117H172V119H171V117H169V116H167L169 113H171L173 110H175L174 111V113L172 114L173 116L174 115H176L177 113H178V115H176V116H179L180 114H179V112H178V110L181 108V107H183L181 104H182V101L180 102V98L181 97H186V96H184L186 93H189V95H190V93L192 92L194 95H192V93H191V97L192 96H195V97H192V100H191V98L189 97V100H190V103H188V102H185L184 104L185 105H187L188 107H190V106H192V107H194L195 109L193 110V112H192V114L190 115V116H194L195 115V117H194V120H193V122H192V124H193V126H194V128L193 129H195V130H197L196 128H198V129H201V130H199L201 133H196V134H200V136H202V137H199L200 139V141H203V143L205 142V145L204 146H202L201 144H202V142H200V146L201 147H199V148H206L207 147V145L211 148V151H214L215 149V147H217L218 148V144H217V140L215 139V137H214V135H212L211 133H208V131L207 130H204V129H206V124L207 123H205V122H207L206 120H209L210 119V117H212V116H216L215 114H214V112L216 113V114H218L219 112H221L222 113V115L220 114V116H223V118H225V117H227L228 116V118H231L229 115H227V112H228V114L229 113H233L232 115L234 116H232V118L231 119H236V117H238L240 114H243V115H246V112H250V110L252 111V109L254 108L253 107V105H252V107L249 109V108H247V107H249V103L250 102H252L253 103V101H255V103H254V105H256V109H254L255 111H257V112H255L252 116L253 117H258L257 115L259 114V109H260V111H261V113H262V111H264V101H263V95L260 97V96H258V95H260V91H264V89H261V90H259V92H254V86H255V90H257L256 89V87H258V85L259 86H262V85H260V84H262L263 82L261 81V79H260V81L257 79V81H259L260 82V84L259 83H257V81H256V83H257V86H256V83L254 82V80H252V78L253 79H255V76L258 74V72H262V71H264V0H241L240 1V4H239V2L237 3V2H235V0H233V2H231L232 0H228L227 1V3L229 4V2L231 3V5H232V8H230V6H228L227 5V3H226V5H227V7L229 8V10L231 9V10H234V8H233V6H238V7H240L241 6V12L242 13H240L239 12V14H238V17H239V19H238V17H237V15H236V12H233V11H230L231 12V14H229V15H227V18L225 17V19H229L230 17H232V15H233V17H232V19H229L228 20V22H230L231 20V24L232 25H230V23H229V26H228V23L225 21V19H222V16H224L225 14H223L224 12H226L227 10H226V6L224 5V2L222 3V4H220V8H221V6H222V9H220V14H221V12H222V16H221V19L220 20H218V21H220V22H217V20L215 21H211L212 23H215V22H217L218 24L220 23V26L221 25H223L224 24V30L227 28V29H229V27L230 28H232L231 26H233L234 28L236 27L235 26V24H233L234 23V18L236 17L239 21H240V23H239V26H237V27H239V30H240V34L238 33V30H237V32H236V34H235V31L233 30V35H235V36H233V38L235 39L237 36H239V35H241L242 36V39H241V44H242V49H245V51L246 52H244V50H243V56L244 57H242V59L244 60V61H242V60H238L237 58L235 59V56L234 55H232L233 53L235 54V52H233L231 55L232 56H229V58H228V56L226 55V53L224 52V50L226 49V52L230 55V53L231 52H229V51H231V49H230V44H229V46L228 45H226L225 46V48L224 47H222V45L220 46L221 48H218V50H220L221 49V52H223V53H225V57H222V60H226V64L225 65H227V67L229 66V68H227V67H225V68H227V71H223V68H221L223 65H224V61H223V65H221L222 63V60L221 59H219V60H221V62H219V60L216 58V56H215V54H211L212 55V58H210L209 60H208V63L211 65V66H209L210 68L208 69V66L207 67H204L203 69H205V71H201L202 73L201 74H196L197 76H200V77H203L204 76V78L203 79H206L205 80V83H203L201 80V78L199 77L198 79H197V81L199 80V81H201V83H197L196 81H195V83H197V87L195 88V87H193V85H192V89H190V92H187V90H186V88L188 87L187 85L186 86H183L184 84H190L189 82H187L188 80H185V76H184V80H183V75H186V73L185 72H183V73H185V74H183V75H181V77H182V79L180 78V79H178V80H176V79H174L173 81L175 82V81H177L176 83H178V81H179V83L178 84H176L177 86L178 85H180V87H181V84H183L182 86L183 87H185L184 88V91L186 90V93H184V91H181L180 93H181V95H177L178 96V98H176V100L178 99L179 101L177 102L175 99V109L172 107L174 104V102H171L170 103V100L172 99V98H174L176 95H175V93L177 92V93H179V89L178 90H174V89H177L178 87H176V85L175 84H173L174 82H172V77H171V82L169 83V82H167V83H169L170 85H167V83H166V85L164 86V84H163V86H162V84H161V88H159L160 86H159V82L158 81H160L158 78L159 77H157L158 75H160L162 72V69L165 67V66H162V60H163V58H167V62H165L166 60H163V64L165 65L166 63V66L168 67V68H170V67H173V69L172 68H170V70L169 71H173L174 70V67H179V68H175V69H180L181 68V66L182 65H180V64H178L179 66H174L175 65V63L176 62H179L180 63V61L181 60H184L185 61V59L188 61V59L189 60H191L193 57H195L196 56V58H194L193 59V61H195L196 59H198L197 60V62L199 61V58L201 57V56H199V54H198V52L199 53H203L205 50H208L209 51V49H206V48H208V46H209V48H212L213 46H215L214 44L215 43H217L218 42V44H216V45H219V42L220 41H222L221 39L223 38V40H224V38H226V37H230V41L231 40H234V39H232L231 37H232V34H228L227 36L226 35H224V33H226L225 31H222L223 32V35L224 36H220V35H222V32H221V34L220 35H218V37L220 38V40H219V38H217V34H215V30H218L217 29V27H216V29L214 28L215 27V25H217V24H213V25H211L212 27H210V29L209 28H207V27H205L204 25H202V24H204L203 23V21L202 20H204L205 18H204V16L202 17V20H201V28H200V26L198 27V25H199V21L197 20V18L200 16H202L203 14H200L196 19L194 18V17H192V18H194L195 19V21L197 20L198 22H196V24H194L195 22H194V20L193 21H190V20H192V19H190L191 17H188V16H185L186 17V20H185V18H184V20H183V18L180 20V22H179V28H177V29H179V30H177L176 32L174 31V28H172V29H170V27H169V30L167 29V27H166V31H165V33L164 34H160L161 36H159V34H157V33H155V32H153V31H151V33H150V30H149V32H148V29L149 28H147V26H145V24H143L142 22H141V20H140V22H141V24H138V23H140L139 22V18L141 19V15H142V13L140 12L141 10L142 11H144L143 9H145V11H148L149 13L151 12L152 13V15H153V17H151V15H150V17L151 18H154L155 16L156 17H161L162 16V14L165 12L166 13V9H164V7H163V10H164V12H162V14H161V16H157V15H160L159 13H161V12H159V9H156V7H158L155 3L157 2V3H159V7L158 8H162V7H160V6H162L164 3H165V1L167 2V0H165V1H163V4H161L160 2H161V0L158 2V0L155 2ZM170 1V0H169ZM168 1V2H169ZM173 2H170V3H174V0H172ZM243 2V3H242ZM236 4H238V5H236ZM111 5V6H110ZM113 5H115L116 6V8H115V6H113ZM156 7H155V6ZM166 5V4H165ZM171 4H169V5H166L167 6V8L170 6ZM223 6H225L224 8H223ZM143 7V8H142ZM238 7H236V10H237V8ZM119 11H118V10ZM148 9V10H147ZM238 9V10H239ZM150 10V11H149ZM152 10V11H151ZM162 9H161V11H163ZM166 10V11H165ZM219 10V9H218ZM225 10V11H224ZM238 10H237V13H238ZM140 12V13H139ZM201 12V11H200ZM199 12V13H200ZM229 11L227 12V13H230ZM164 13V14H165ZM217 13V12H216ZM233 13H235V14H233ZM148 15L149 16V14L148 13H144L143 15ZM197 14H198V12H197ZM218 14V13H217ZM217 14H215V15H217ZM240 14H241V16H240ZM137 15H140L139 16V18L137 17ZM205 15V14H204ZM206 15H208V14H206ZM214 15V16H215ZM236 15V16H235ZM64 16V17H63ZM208 16H210V15H208ZM213 15H211L210 17H212ZM217 16H219L220 17V15L218 14ZM59 17L60 18H64L63 20L61 19H59ZM66 17V18H65ZM135 17H137L138 19H135V20H133ZM206 17V16H205ZM210 17L209 18H206V19H208V20H211L210 19ZM219 17H218V19H219ZM188 18V19H187ZM213 18V17H212ZM224 18V17H223ZM235 18V19H236ZM66 19V20H65ZM62 21V23L60 22V21ZM68 20V21H67ZM138 22H137V21ZM189 20V21H188ZM208 20L205 22V25L207 24V22H208ZM63 21H64V23H63ZM135 21V22H134ZM188 21V22H187ZM60 22V23H59ZM190 22V24H194V25H190V24H188ZM194 22V23H193ZM211 22H208V27H209V24L211 23ZM225 22L227 23V25H225ZM135 23H136V26L134 27V26H132V25H135ZM184 23V24H183ZM198 23V24H197ZM65 24L67 25V26H65ZM137 24L138 25H140V26H137ZM187 25L186 27L185 26H183V25ZM237 24V23H236ZM197 25V26H196ZM142 26V27H141ZM190 26V27H189ZM207 26V25H206ZM217 26H219V25H217ZM107 27V28H106ZM112 27V28H111ZM140 27V28H139ZM146 29H145V28ZM203 27H204V29H203ZM236 27V28H237ZM106 28V29H105ZM189 28V29H188ZM215 29V30H211V29ZM219 28V27H218ZM222 28V26L219 28V29H221ZM222 28V29H223ZM66 29V30H65ZM130 29H133L131 32H129L130 31ZM137 29H138V31H137ZM143 29H145V30H143ZM195 29V30H194ZM199 29V30H198ZM202 29V30H201ZM206 29V30H205ZM221 29V30H222ZM227 29H226V31H227ZM143 30V31H142ZM147 30V31H146ZM210 30V31H209ZM236 30V29H235ZM134 31V32H133ZM182 31V32H181ZM195 31V32H194ZM201 31H202V33H201ZM209 31V32H208ZM229 31H231V30H229ZM228 31V32H229ZM129 32V33H128ZM138 32V33H137ZM143 32H144V34H143ZM167 32H169V33H167ZM177 32H180V33H178L177 34ZM184 32V33H183ZM192 32V33H191ZM227 32V33H228ZM232 32V31H231ZM133 33V34H132ZM137 35H136V34ZM157 34V35H155L154 36V34ZM189 33L191 34V35H189ZM198 33H201V34H198ZM210 33H212V34H210ZM217 33V32H216ZM230 33V32H229ZM237 33H238V35H237ZM3 34H4V36H3ZM166 34V35H165ZM174 34V35H173ZM184 34V35H183ZM186 34V35H185ZM114 35V36H113ZM132 35H134V36H132ZM148 35V36H147ZM151 37H150V36ZM163 35H164V37H163ZM188 35V36H187ZM213 36V35H216L215 37L218 39V40H215V41H217V42H213L212 40H209V38L208 37H211V36ZM245 35V36H244ZM102 36V37H101ZM157 36V37H156ZM182 36V37H181ZM196 36V37H195ZM208 36V37H207ZM226 36V37H225ZM241 36H239L238 38L240 39V37ZM155 37V38H154ZM159 37V38H158ZM189 37V38H188ZM194 37V38H193ZM199 37V38H198ZM206 37H207V42H213V46L211 45V47H210V45H208V43L206 42V40L204 41L203 39H206ZM214 37V36H213ZM212 37V38H213ZM222 37V38H221ZM120 38V39H119ZM149 38V39H148ZM163 38V39H162ZM182 38V39H181ZM185 38V40H183ZM215 38V39H216ZM238 38H236V39H238ZM199 39V40H198ZM226 39H228L229 40V38H226ZM245 39V40H244ZM151 40V41H150ZM152 40H154L153 41V43H152ZM157 40V41H156ZM165 40V41H164ZM195 41V42H194ZM198 41V42H197ZM202 41V42H201ZM230 41H229V43H230ZM21 42V43H20ZM165 42V43H164ZM175 42V43H174ZM181 42H182V44H181ZM191 42H192V44H191ZM207 44H206V43ZM211 42V43H212ZM226 42V40H224V42L223 43H225ZM228 42V41H227ZM232 42V41H231ZM243 42V43H242ZM210 43V44H211ZM158 44H159V46H158ZM164 44V45H163ZM179 44V45H178ZM185 44V45H184ZM189 44V45H188ZM196 44V45H195ZM221 44V43H220ZM226 44V43H225ZM224 44V45H225ZM228 44V43H227ZM34 45V46H33ZM162 45V46H161ZM192 45H194V46H192ZM3 46V45H2ZM197 46V47H196ZM199 46V47H198ZM170 47V48H169ZM178 47H179V49H178ZM180 47H181V49H180ZM162 48V49H161ZM168 48V49H167ZM190 48L192 49V50H194V51H192V50H190ZM215 48H217L216 46H215ZM224 48V49H223ZM9 49H12V50H9ZM114 49H116L115 51H114ZM170 49V50H169ZM186 49H187V51H186ZM6 50V51H7ZM94 50V51H93ZM121 50V51H120ZM181 50H182V52H181ZM184 50V51H183ZM212 50V49H211ZM223 50V51H222ZM91 51H93L92 53H91ZM158 51V52H157ZM203 51V52H202ZM208 51H205L206 53L208 52ZM216 52L214 49L212 50V52ZM248 51V52H247ZM115 53V55H113L112 53ZM177 52V53H176ZM190 53V55L188 54V53ZM194 52V53H193ZM204 52V53H205ZM38 53H43V54H45L47 57H48V61L46 62L45 61V59L41 56V55H39ZM96 53V54H95ZM98 53V54H97ZM117 53V54H116ZM126 53V54H125ZM128 53V54H127ZM132 55V57H130V54ZM168 53H170V54H168ZM196 53V54H195ZM219 53L220 52H218L217 51V55L219 56ZM91 54H93V55H91ZM123 54V55H122ZM176 54V55H175ZM210 54H208V55H210ZM113 55V56H112ZM126 55H129L128 57H130L131 58V60H129L130 58H128V62H129V64L131 65V63L133 64V62L135 61L134 59H136V61L138 60V66L136 67V70H134V68H130V70L131 69H133L134 71H129L128 69H127V71H129V72H126V73H122V70H121V67H120V69H119V66H121V64H119V66H118V64H114V63H118V62H120V58L123 56V57H127ZM175 55V56H174ZM198 55V56H197ZM202 55V54H201ZM204 55V54H203ZM207 54H205L204 56H207V59H208V56ZM221 56H223L222 54H220ZM103 57V58H102ZM115 57V60L117 61L118 60V62H114V60H113V58ZM137 57H138V59H137ZM151 58L152 59V61H153V63H154V65H153V67H151V66H148V67H146V68H144L143 66H142V62L144 63L145 61H147L148 62V60L146 59V58ZM215 59H214V58ZM76 58H78V60L79 61H77L76 60ZM124 58V59H125ZM139 58H140V62H139ZM148 58V59H149ZM202 58H203V56H202ZM205 58V57H204ZM203 58V60H207V59H204ZM232 58H234V60L235 61H232L233 59ZM122 59V58H121ZM124 59H122V60H124ZM127 59V58H126ZM227 59H228V61L230 62V60H231V62L233 63H237L238 61V63L240 64V63H242L243 62V66H246V71H244L243 69V66L240 64V65H238V67H237V64H228V62H227ZM230 59V60H229ZM201 60V59H200ZM203 60L202 61H199V63H198V65L196 64V62H193L192 60V62H193V64H196L195 66H191L190 67V64L192 63L191 61H189L188 62V66H187V68H185V67H183V68H181V69H188V68H190V69H192L191 71L193 72V70H194V72H195V67H198L200 64H203L204 62H203ZM238 60V61H237ZM135 61V62H136ZM114 62V63H113ZM131 62V63H130ZM134 62V63H135ZM165 62V63H164ZM183 62V61H182ZM181 62V63H182ZM200 62H202V63H200ZM215 62V63H214ZM207 61L202 65V66H206L207 64ZM213 63H214V65H213ZM171 64H174V65H171ZM184 64H185V66H186V61H185V63H183V66H184ZM193 64H191V65H193ZM206 64V65H205ZM215 64H216V67H214L215 66ZM117 65V66H116ZM224 65V66H225ZM133 66V65H132ZM155 66V67H154ZM219 66V67H218ZM223 66V67H224ZM231 66V67H230ZM240 66V67H239ZM134 67V66H133ZM166 67V68H167ZM212 67V68H211ZM249 67V68H248ZM167 68V69H168ZM200 68H201V65H200ZM221 68V69H220ZM238 68H241V69H239L238 70ZM39 69H40V71H39ZM190 69H188L189 71H190ZM197 69V68H196ZM202 69V68H201ZM202 69V70H203ZM208 69V71H206ZM230 70V72H229V70ZM101 70V71H100ZM124 71H126V69H123ZM160 70V71H159ZM164 70V69H163ZM166 70V69H165ZM164 70V71H165ZM199 70V69H198ZM198 70H196V71H198ZM248 70V71H247ZM249 70H250V72H251V70L252 71H254L253 72V75L254 74H256L254 77H252L253 75H252V72L250 73L249 72ZM168 71V72H169ZM211 71V72H210ZM241 71V72H240ZM157 72L159 73L160 72V74H157ZM167 72V71H166ZM192 72L190 73V75H189V81L192 79V83L193 84H195L194 83V79H195V77H197V76H195L194 77V79L192 78V77H190L191 75H192ZM199 72V71H198ZM197 72V73H198ZM203 72H205V74L208 76L207 78H205L206 77V75H203L202 76V74H203ZM235 72V73H234ZM240 72V73H239ZM247 72H249V73H247ZM103 73H105V74H103ZM247 73V74H246ZM107 74V75H106ZM180 74H182V73H179V74H175V75H173L175 78H177V77H180ZM187 74H189V73H187ZM234 74H236L237 76H235ZM263 74V75H262ZM178 75V76H177ZM170 76H171V74H170ZM244 76H245V78H244ZM258 76V75H257ZM256 76V77H257ZM262 76H264V72H262V73H260L259 74V77H262ZM103 77H101L102 79H103ZM153 78H154V80H153ZM168 78H169V76H168ZM187 78H188V75H187ZM186 78V79H187ZM236 78L238 79V80H236ZM244 78V79H243ZM158 79V80H157ZM251 79V81H249ZM263 79V78H262ZM116 81V82H115ZM168 81H170L169 79H168ZM204 81V80H203ZM238 81H240V82H238ZM248 81V82H247ZM108 82V83H109ZM156 82H157V84H156ZM207 82V83H206ZM154 83V84H153ZM240 83H241V85H242V87H244L245 86V88H242L241 87V85H240ZM200 84H201V86H204V84H206L203 88L204 89H206L205 90V92H207V93H204L205 95H207L206 96V98L204 97L205 95H203V93L202 92H204V91H202V90H204V89H202V87H200ZM37 85V84H36ZM114 85V86H113ZM196 85V84H195ZM264 85V84H263ZM121 86V87H120ZM190 86V85H189ZM200 87V89H202L201 90V93H199V94H202L203 96H197L195 93H197L196 91H200V89H198L199 87ZM120 90V91H118L117 92V88ZM162 87H165L166 89H162ZM169 87V88H168ZM176 87V88H175ZM179 87V88H180ZM189 88V87H188ZM263 88V87H262ZM78 89V87L75 89L74 88V90H77ZM168 89V90H167ZM172 89H173V91H172ZM181 89L183 90V88L181 87ZM22 90V89H21ZM116 90V91H115ZM159 90H161V91H164V94H165V92H166V90L167 91H171L170 93H173L174 91V94H172L171 95V97H168L169 96V92L167 93L168 94V96H166L167 94H165V95H163V94H159V95H161L160 96V98L162 99H160L159 98V95H158V93H160V92H158ZM107 92V93H106ZM246 92V93H245ZM253 92L255 93V95L253 94ZM113 93H115V94H113ZM119 93V94H118ZM121 93V94H120ZM163 93V92H162ZM176 93V94H177ZM245 93V94H244ZM263 93V92H262ZM261 93V94H262ZM256 94H257V96H258V98H261L260 99V103L259 102H257V104H256V101H258V98L256 97V99L254 100V98H252V97H255L256 96ZM188 95V94H187ZM231 95V96H230ZM179 96H181L180 98H179ZM197 96V97H196ZM82 97V96H81ZM108 99H107V98ZM166 99H168V102L167 103H165L166 105H163L162 103L163 102H165V98ZM188 97V96H187ZM186 97V98H187ZM199 97V98H198ZM203 97V98H202ZM207 97H208V99H207ZM229 97H231V99H228ZM238 97V98H237ZM83 98V97H82ZM200 98H202L203 100L205 99V101H202V99H200ZM240 98H242V99H240ZM81 99V98H80ZM89 99V98H88ZM103 99H104V101H103ZM183 98H181V100H182ZM193 99H197V101L196 100H193ZM198 99H199V103H198ZM253 99V100H252ZM82 100V99H81ZM81 100H80V102H81ZM106 100V101H105ZM164 100V101H163ZM186 99H184V101H185ZM189 100H187V101H189ZM227 101V102H224V101ZM231 100V101H230ZM249 100H250V102H249ZM101 101H103V102H101ZM172 101H173V99H172ZM194 101V102H193ZM201 101L203 102V103H201ZM235 101V102H234ZM243 101V102H242ZM247 101V102H246ZM83 102V101H82ZM105 102V103H104ZM192 102V103H191ZM196 102V103H195ZM234 102V103H233ZM245 102V103H244ZM179 103V104H178ZM188 103V104H187ZM205 103L207 104V105H205ZM221 103V104H220ZM230 103H233V104H230V105H232V106H234V107H232V106H229V104ZM240 103V104H239ZM251 103V104H252ZM259 103V104H258ZM85 104V103H84ZM189 104H190V106H189ZM203 104V105H202ZM248 104V105H247ZM9 105V102H6L5 103V107H7ZM88 105V104H87ZM162 105V106H161ZM168 105V106H167ZM176 105H178V106H176ZM179 105H181V106H179ZM206 106V108L204 107H202V106ZM210 105L211 106H213V107H210ZM221 105V109H219L218 110V108H219V106ZM224 107H223V106ZM241 105V106H240ZM242 105H243V107H242ZM81 106L83 107V105L81 104ZM170 106L173 108H170ZM186 106V107H187ZM202 107L203 109H201L200 110V108L199 107ZM207 106H209L208 108H207ZM229 107V109L227 110V107ZM88 107H89V109H88ZM169 107V108H168ZM187 107V108H188ZM191 107V108H192ZM225 108L226 109V111H225V109L224 110H222L223 108ZM233 108V109H231V108ZM259 107V109H257ZM95 108H97V109H95ZM165 108V109H164ZM176 108H178V109H176ZM197 108H199V109H197ZM247 108V109H246ZM161 109H164V111H162ZM168 109V110H167ZM186 109V108H185ZM206 109H207V111L209 110L210 112H211V116L209 117V119H208V114L209 113H207V117L205 116H203L204 114H201L203 111L206 113L207 111H206ZM231 109V110H230ZM189 111H190V109H188ZM234 110V111H233ZM84 111H82V113L84 112ZM162 111V112H161ZM171 111V112H170ZM214 111V112H213ZM233 111V112H232ZM168 112V113H167ZM196 112H197V116H196ZM213 112V113H212ZM87 113V114H86ZM164 113V114H163ZM236 113V115H234ZM240 113V114H239ZM251 113V112H250ZM249 113V114H250ZM239 114V115H238ZM263 114H264V112H263ZM162 115H163V117H162ZM171 115V114H170ZM203 116V118H201L202 116ZM261 115V114H260ZM218 116V115H217ZM216 116V117H217ZM93 117V118H92ZM175 117V116H174ZM181 117V116H180ZM240 117V116H239ZM186 118L188 119L189 118V113L186 115ZM220 118V117H219ZM108 119V120H107ZM111 119V120H110ZM191 118H189V120H190ZM202 119V120H201ZM200 120V121H199ZM196 121H199L200 122V124L197 122L196 123ZM99 122L102 124L103 122H104V126L106 127V126H108V127H106V128H108V129H110L111 131H110V133H109V131H108V134H106V137L108 136V138H109V140H107L108 142L110 141V138L112 139V133L111 132H115V133H117L116 132V130H119L120 131V134L122 133V135L124 136V134L125 133H123V132H126V135H127V133L128 132H135V131H137L138 132V134H137V136H136V138L135 139H133L132 140V142L135 140V142H134V145H133V143L131 144H129V145H127V147H121V148H119V150L120 149H124L123 151L122 150H120V151H122L121 153L120 152H117L116 151V153H115V156H113V152H111V149L112 148H114L113 146L114 145H117V144H119V142L117 141V142H115V144L112 142L111 144L113 145L112 146V148H110V147H108L109 145H110V143H107V141H106V137H105V133H103V137L101 136V137H99V132H100V135L102 134L101 132H103V130L101 131V129H100V127H101V124H99ZM108 122V125L106 124L105 125V123H107ZM168 122V121H167ZM162 123H163V125H162ZM68 125H69V123H67ZM73 124V125H72ZM154 124V125H153ZM196 124V125H195ZM203 124H205V125H203ZM65 125V124H64ZM75 125V126H74ZM103 125V124H102ZM111 125V126H110ZM170 125V124H169ZM169 125H168V127H169ZM77 126V127H76ZM103 126V127H104ZM112 128H110V127ZM145 126L147 127L146 129H148V130H150V133H149V135L151 134V135H153V136H150V137H152V140L150 141V138L149 137H147L146 136V134H145V132H144V128H145ZM154 126V127H153ZM198 126V127H197ZM201 126V127H200ZM103 127H102V129H103ZM164 127H167V125L165 124V126ZM205 127V128H204ZM50 128V127H49ZM52 128V129H53ZM157 130H156V129ZM48 129V128H47ZM64 129V130H63ZM99 129V130H98ZM163 129V128H162ZM166 129H168V128H166ZM45 130V129H44ZM50 131H51V129H49ZM65 130H67L66 132H65ZM154 130V131H153ZM194 130V131H195ZM255 130V129H254ZM252 131V133L251 132H248V133H250V135H255V138H254V140L256 139V140H258V137H259V135H260V133H258V130H255V131ZM41 131V130H40ZM50 131H48V132H50ZM57 131V132H56ZM199 131H197V132H199ZM34 132V133H35ZM64 132V133H63ZM156 132H157V134H156ZM261 132V131H260ZM57 133V134H56ZM62 133V134H61ZM153 133V134H152ZM248 133H247V137H248ZM257 133V134H256ZM38 134H39V136H38ZM117 135H119V134H117ZM125 135V136H126ZM155 135H157L158 137H159V139H160V143L158 142L159 140H157L156 141V139L158 138L157 136V138H155ZM41 136V137H40ZM63 136V137H62ZM67 136V137H66ZM71 136V137H70ZM120 136V135H119ZM118 136V137H119ZM207 136V137H206ZM245 136V137H246ZM251 136V137H252ZM96 137H98V139L96 138ZM206 137V138H205ZM212 137L214 138V139H212ZM244 137V138H245ZM246 137V138H247ZM49 138V139H48ZM55 138V139H54ZM59 138V139H58ZM141 138V139H140ZM249 138V140H250V137H248ZM247 138V139H248ZM122 139H123V137H122ZM126 139V138H125ZM162 139H165L164 141H167V144H166V142H163V141H161ZM185 139H188V138H186V136H185ZM210 139V140H209ZM246 139V140H247ZM60 140V141H59ZM69 140V141H68ZM104 140V141H103ZM138 140V141H137ZM190 140V139H189ZM241 140V139H240ZM253 138H251V143H249V141H248V143L249 144H247V142L246 141H244V143L246 142V144L247 145H245V147L243 146V145H241L240 143H237L238 144V146H236L235 145V148L236 149H241L240 151H239V153H243V154H248L247 156H251V158H255V156H256V160H258V161H262V162H264V160L263 159H261V158H264V155H261V158L260 157H258L259 156V154H261V152H255V153H253V151H251V153H250V150H253V148H249V149H247L246 150V146H249V147H251L253 144H255V143H257V141H255V143H252L253 141ZM89 143H88V142ZM103 141V142H102ZM112 141V140H111ZM154 141V142H153ZM242 142H243V139L241 140ZM162 142V143H161ZM213 142V143H212ZM20 143V144H19ZM64 143H66V145L64 144ZM87 143H88V145H87ZM212 143V144H211ZM216 143V144H215ZM15 144V145H14ZM22 144V145H21ZM37 145V147H39V148H36V146H33V145ZM64 146H63V145ZM124 143H120L119 145H123ZM162 144H163V146H162ZM125 145V144H124ZM136 145V146H135ZM160 145H161V148H160ZM166 145V146H165ZM174 145V146H173ZM215 145V146H214ZM11 147L10 149H12V148H14V147ZM22 146V147H21ZM24 146V147H23ZM30 146H33V149H37V150H29V148H30ZM87 146L89 147L88 149H87ZM111 146V145H110ZM129 146V147H128ZM164 146H165V148H168L169 150H167L166 149V152H165V154H163V149H164ZM213 146V147H212ZM18 147L16 148L18 151L20 150V149H18ZM29 147V148H28ZM83 147V148H82ZM119 147V146H118ZM118 147L116 146V150H118ZM162 147H163V149H162ZM252 147H254V145L252 146ZM256 147H258V145L256 146ZM256 147L254 148L255 150L254 151H256V150H258V149H256ZM263 147V146H262ZM14 148V149H15ZM109 148V149H108ZM141 148V149H140ZM152 148H154V149H156V150H154V149H152ZM199 148H197V149H199ZM202 148V149H203ZM208 148V147H207ZM210 148H208V150L210 149ZM219 148H221L220 146H219ZM248 148V147H247ZM16 149H15V151H16ZM28 149V150H27ZM31 149H32V147H31ZM86 149H87V151H86ZM144 149V150H143ZM148 149V150H147ZM150 149V150H149ZM152 149V150H151ZM159 149H160V151H159ZM162 149V150H161ZM202 149H201V151H202ZM203 149V151H205ZM214 149V150H213ZM85 150V151H84ZM114 149H112V151H113ZM118 150V151H119ZM146 150H147V152H146ZM208 150H206L207 152H208ZM10 151V150H9ZM8 151V152H9ZM14 150L12 149V152H13ZM14 151V152H15ZM31 151H32V153H31ZM108 151H110V152H108ZM156 151V153H153V152H155ZM164 151H165V149H164ZM197 152H198V150H196ZM201 151H199V152H201ZM202 151V152H203ZM210 151V150H209ZM216 151V150H215ZM218 151L220 152L221 150L220 149H218ZM7 152V153H8ZM57 152H60V155H59V153H57ZM162 152V153H161ZM169 152V153H168ZM196 152V153H197ZM224 152H226V151H223L222 153L220 152V154H226V153H224ZM262 152H264V151H262ZM2 155H4L3 156V158H1V159H4L5 160V158H8V157H10L9 155L11 154L10 152H9V154H7L6 152V154L8 155L7 157H5L6 155L5 154H3V152H0ZM16 153H17V151H16ZM15 153V154H16ZM70 153H72V154H70ZM110 155L111 153H112V157H111V155L108 157V154ZM154 155H153V154ZM157 153L159 154V155H157ZM204 154L203 155H205L206 153L205 152H203ZM209 153V152H208ZM206 154V155H209V154ZM214 153V152H213ZM230 152H227V154H229ZM232 153H233V151H231V156H233L232 155ZM235 153H237V152H235ZM235 153H233V154H235ZM0 154V155H1ZM13 154L14 153H12L11 154V157L13 156ZM20 154H17V155H20ZM28 154H26L25 153V157L27 158V156L26 155H28ZM38 154L40 155V157H41V159L39 158V156H38ZM55 154H57V155H55ZM147 154V155H146ZM163 154V155H162ZM168 154V155H167ZM199 153H197V155H198ZM201 154L202 153H200V156H201ZM212 154V153H211ZM216 154L217 153H215L213 156L211 155H209V160H208V156L206 157V161L204 160L203 161V159H205L204 158V156L202 157L201 156V159L199 160L200 161V163H203V165L201 164V166L203 167V169L201 168V166H200V163H199V169L201 168V172H199L198 170H197V168H196V172H195V177L197 178H195V180L198 182V183H200L199 182V180H198V178H202V177H204L203 178V180H201L202 181V186H203V184L204 185H209V183H210V185H209V187L210 188H213V186H218V187H216V189L217 188H219V185H223V182H225V181H223L222 180V182H221V184H220V181H221V179L222 178H225L226 179V181H228L227 180V178L229 177L230 179H232L233 181H235L236 183V186H242V184H244V183H246V182H243L242 184H241V182L239 181V182H237V179L236 178H238V177H240L239 176V173H242L243 172V170L244 169H242L241 171H240V167H242L243 165H245V164H240L239 166L240 167H238V171H237V167L235 166V164H234V166H231L232 167V171L231 172H235L236 174H237V176H235V175H233V174H229V176L228 175H226V176H228L227 178H226V176L225 175H223V177H222V175H221V179H219L218 180V178H219V175L221 174L220 172V174L218 175L217 173H216V169H219V167L218 168H216L215 169V167H216V165H218L219 164V166L222 164H224L225 163V161L223 162V160L222 159H224L225 158V156H220V155H218V156H220V157H222V159H220L221 161H219V159H218V161H217V159H216V162L214 163V161L212 162V160H213V158L215 157H217L216 156ZM219 154V153H218ZM264 154V153H263ZM55 155V156H54ZM72 155V156H71ZM106 155H107V157H106ZM152 155V156H151ZM166 155V156H165ZM239 155V154H238ZM16 155H14V158H16L15 157ZM60 156V157H59ZM66 156V157H67ZM146 156V157H145ZM173 156V157H172ZM253 156V157H252ZM263 156V157H262ZM5 157V158H4ZM24 157V156H23ZM28 157H31V156H28ZM56 157H58V159L56 158ZM63 157V158H64ZM106 157V158H105ZM198 157H199V155H198ZM210 157H212V160L210 159ZM220 157H217V158H220ZM224 157V158H223ZM226 157H230L229 155L228 156H226ZM234 158H235V160L237 159V157L236 156H233ZM21 158H22V156H19V158L17 157V163H19L20 164V162L21 163H23L24 162V159H26V158H23L22 160H21ZM32 158H31V160H32ZM214 158V159H215ZM258 158V159H257ZM259 158H260V160H259ZM10 159V158H9ZM9 159H6L7 161H9ZM29 159V158H28ZM55 159L57 160V161H55ZM164 159V160H163ZM170 159V158H169ZM226 159H229L230 161V163H232L231 161L232 160H234L233 158L232 159H230V158H225L224 160H226ZM5 160V164H11L10 166H12V163H13V166H15L14 165V162H12V163H10V161H9V163H7V161ZM12 160H14L15 161V159H13V157H12ZM21 160V161H20ZM38 160H40V162L38 161ZM55 161V163L53 162H51V161ZM103 160V161H102ZM171 160V159H170ZM169 160V161H170ZM210 161L209 163H213L214 164V167L212 166V163L210 164V166L211 167H207L209 164H207L206 162H208V161ZM255 160V161H256ZM15 161V162H16ZM101 161H102V164H101ZM105 161V162H104ZM142 163H141V162ZM203 161V162H202ZM57 162V163H56ZM227 162H228V160H227ZM226 162V163H227ZM234 162V161H233ZM257 162V161H256ZM4 162L3 161H0V167H4L5 169H3V171L4 170H10V172H7V173H9V175L8 174H6V172H5V174L6 175H3L2 176V174H4V173H2V170L0 171L1 173V178H0V188L1 187H5V185L6 184H9V183H13L14 181L15 182H21L22 180H23V177H16V175H17V173H16V171L14 172V170L13 169H15V168H13L12 170L10 169V168H7L6 166H8V165H5V164H3ZM40 163V164H41ZM73 163H74V167L75 166H77V167H75V169H73L72 168V166H73ZM204 163H206V165L204 164ZM230 163L228 164V165H230ZM253 163H254V161H252V163H246V165L245 166H243L244 168H245V170L244 171H246L247 169H248V167H250V166H252V167H250L247 171H249L250 169H252L253 167H255V166H253ZM18 164V165H19ZM40 164L38 165V166H40ZM237 164V163H236ZM256 164H258V162L256 163ZM261 164V162L258 164V169L256 170V171H259V173L261 172L262 173V170H261V168H263L264 167V165H260ZM262 164H264V163H262ZM17 165V166H18ZM22 165V164H21ZM125 165L127 166V167H125ZM227 165V164H226ZM242 165V166H241ZM254 165H255V163H254ZM259 165L260 166H263V167H261V168H259ZM42 166V165H41ZM60 166V165H59ZM59 166H58V169H59ZM101 168H100V167ZM224 166V165H223ZM257 166V165H256ZM98 167H99V170H101L100 172H98V174H99V176H96V174H97V171H98ZM130 167V168H129ZM213 167V168H212ZM246 167H247V169H246ZM77 168V169H76ZM103 168H105L104 169V171H103ZM123 168L124 169H129L130 170V172H128V170H126V172H124V170H123ZM141 168H143V169H141ZM210 168H211V170H210ZM0 169H2V168H0ZM46 169V170H45ZM58 169H57V171H58ZM79 169V170H78ZM82 169V171H80ZM117 169H119V171L121 172V173H123L124 172V174H125V178H121V180L123 179H125L126 180V177H127V180H128V182H125V180L123 181V182H125V183H119L120 181V178H119V180L116 178V180H115V177H114V173L112 174V172H114L113 170H115V173H117L118 172V170ZM145 169V170H144ZM165 169H167L168 170V168L166 167ZM183 170L182 171H184V168H182ZM256 169V168H255ZM261 171H260V170ZM78 170V171H77ZM111 170H112V172H111ZM116 170H117V172H116ZM123 170V171H122ZM137 170V171H136ZM138 170H140L141 172H143V173H139L140 171H138ZM205 172H204V171ZM208 170H210L209 172L210 173H212V174H210V173H208ZM214 170H216V171H214ZM220 170V169H219ZM218 170V171H219ZM222 170V169H221ZM264 170V169H263ZM13 171V172H12ZM57 171H55V172H57ZM136 171V172H135ZM222 171H224V170H222ZM237 171V172H236ZM240 171V172H239ZM253 171H255L254 170V168H253ZM252 171V173H251V171H249L251 174H252V178H254L255 176L253 175L254 174V172ZM11 172H12V174H11ZM42 172V173H41ZM102 172H104V173H102ZM119 172V173H120ZM134 172H135V174L137 173V175L139 174V175H141V176H138L137 177V175L135 176V174H134ZM146 172H148V171H146ZM145 172V173H146ZM204 172V173H203ZM208 174H207V173ZM214 172V173H213ZM230 172V173H231ZM233 172V173H234ZM249 172H248V174L247 175H249ZM107 173H109V174H111V175H113V176H108L109 174H107ZM127 173H128V175H129V177L130 178H128V176H127ZM130 173V174H129ZM149 173V172H148ZM148 173H147V175H148ZM198 173V174H197ZM202 173V174H201ZM234 173V174H235ZM243 173H245V172H243ZM247 173V172H246ZM260 173V174H261ZM14 174V175H13ZM42 174V175H41ZM45 174V175H44ZM48 174V175H47ZM97 174V175H98ZM258 175V172L257 173H255V175ZM259 174V175H260ZM263 174H264V171H263ZM261 175V178H258V183H260V184H258L257 182H256V180L255 179H252L251 177V179L249 178V176H247L246 174V176H247V180L246 181H248V183H249V186H251V185H253V181H255L254 183H256V185H253V186H256V188L259 190V188H260V186H261V189H264V181H263V179H262V177L264 176V175ZM13 175V176H12ZM107 175V177L109 178H111V180H107L106 181V178H105V176ZM204 175V176H203ZM216 175V176H215ZM9 176V178L10 179H7L6 177H8ZM40 176H42V178L40 179ZM56 176V177H55ZM208 176H211V177H216L215 179L213 178V180H210V179H212L211 177L210 178H208ZM225 176V177H224ZM231 176V177H230ZM232 176H234V177H232ZM243 176H244V174H243ZM3 177V178H2ZM55 177V178H54ZM95 177H97V178H95ZM99 177V178H98ZM112 177H114V180L112 181ZM144 177H148V176H144ZM101 178H103L102 180H101ZM141 178V179H140ZM207 179V181H209V183L208 182H206V183H208V184H205V183H203L204 182V180H206ZM244 178V177H243ZM242 176H241V181H243L242 179ZM256 178V177H255ZM2 179V180H1ZM20 179V180H19ZM22 179V180H21ZM66 181H68V178H64ZM143 179V180H142ZM239 179V178H238ZM244 179H246V178H244ZM34 180V179H33ZM32 180V181H33ZM65 180H63V181H65ZM105 180V181H104ZM126 180V181H127ZM216 180V181H215ZM240 180V179H239ZM252 182H251V181ZM260 180V181H259ZM262 180V181H261ZM117 181V185L116 184H114V182H116ZM250 181V182H249ZM3 182L5 183V184H3ZM36 182V181H35ZM68 182H70V183H73V182H75V181H73L72 179L71 180H69ZM105 182H107L105 185H107L108 183L110 184H108V186L106 187V186H103V183H105ZM113 182V186H111V183ZM196 182V184H197V186H200V188L202 187L200 184L198 185V183ZM262 182V183H261ZM213 183V184H212ZM228 184H230V183H228ZM238 184V185H237ZM241 184V185H240ZM247 184V183H246ZM243 185V188L242 189H245V191H246V188H248V186L247 185ZM262 184V185H261ZM153 185H155V183L153 184ZM257 185H259V186H257ZM156 186V185H155ZM231 186V185H230ZM247 186V187H246ZM204 187V186H203ZM209 187H205V191L207 192V196L208 197H211L212 195H214L215 194V191H211L210 190V188ZM245 187V188H244ZM151 188H152V186H151ZM150 188V189H151ZM229 186L228 187H226V189L225 190H227V191H223L224 192V197L226 198L227 196H228V194H229V191L230 192H232L231 194H232V196H230V198H232V201H235L233 198H234V196H237L236 198V201L238 200V202H240V198H238V195H239V191H241L242 189H240L241 187H236V189H235V191H231V188H229ZM251 188H253V187H251ZM251 188L250 189H248V191L249 192H251ZM256 188H253V189H255V190H257ZM3 189V188H2ZM203 189V188H202ZM209 189V190H208ZM237 189H239V191H236ZM4 191H5V188L3 189ZM257 190V191H258ZM140 191H142V193L144 194V195H142L141 193H140ZM244 191V192H245ZM202 192V191H201ZM203 192H204V189H203ZM209 192V193H208ZM214 192V193H213ZM216 192H218V189H217V191ZM221 191H220V189H219V193H220ZM233 192H234V195H233ZM244 192H240L241 194L242 193H244ZM247 192V191H246ZM249 192H247L246 193V195L247 194H252V192H253V190H252V192L251 193H249ZM259 192H261V190L260 191H258V193ZM145 193H146V196H145ZM154 192H152V194H153ZM205 193V192H204ZM203 193V194H204ZM219 193H218V195H219ZM236 193V194H235ZM254 193V192H253ZM147 194H148V196H147ZM151 194V195H152ZM199 194V193H198ZM209 194H211V195H209ZM217 194V193H216ZM245 194V193H244ZM255 194V193H254ZM257 194V193H256ZM191 195H194V194H189V196H188V198H189V203H188V209H189V211L190 212H194L193 214H196V208L197 209H202V203L201 202H199V203H195V201L197 202L198 200H196L195 198L196 197H198L199 195H197V194H195V196H191ZM222 195V194H221ZM221 195H219V196H221ZM226 195V196H225ZM230 195V194H229ZM253 195V194H252ZM252 195H247L248 197H251ZM150 196V197H149ZM183 196V195H182ZM201 196H203V195H201ZM204 196H206L205 194H204ZM243 196V197H242ZM242 196H241V200L245 197L246 198V196L245 195H243L242 194ZM81 197V198H82ZM195 197V198H194ZM200 197V196H199ZM240 197V196H239ZM247 197V198H248ZM76 198H80V197H76ZM203 198V197H202ZM201 198V199H202ZM229 197H227L226 199L227 200H230V205H232V203H231V199H230ZM57 200L58 199V197H56V198H54V200ZM73 199V198H72ZM110 199V200H109ZM195 199V200H194ZM198 199V198H197ZM55 200V201H56ZM71 200V199H70ZM125 200H127V201H125ZM150 200H152V199H150ZM247 200V199H246ZM245 200V201H246ZM53 201V200H52ZM123 201H125V204H123ZM244 200H242L241 201V203L243 202ZM218 202H222L221 200L219 201L218 200ZM72 203H76V200H72ZM234 204H235V202H233ZM245 203V202H244ZM233 204V205H234ZM105 205V206H104ZM200 205V206H199ZM233 205L231 206V207H233ZM249 207H248V206ZM246 205V203H245V206L247 207V210L249 211V209L251 208H253V206H251L250 207V205L249 204H247ZM103 206H104V210H102V208H103ZM206 206H209L210 207V205H206ZM205 206V207H206ZM242 207V205L240 204L239 205V210L241 209V211H238V209H234L235 207H233V209L234 210H230L231 209V207L230 208H228L227 206L226 207H224V209H225V212H226V209L228 210V211H235V214H233L234 212H226L228 215H227V217H228V219H231L232 220V218H238V219H235L234 220V222L233 221H230L231 222V224L233 223V225L235 226V222H239V221H241L242 220V218L240 219L239 218V216H242V215H244L245 214V212L244 211H247L246 209H245V207ZM199 207H201V208H199ZM236 207H238V206H236ZM255 207V210H257L256 208V206H254ZM206 208H208V207H206ZM244 208V209H243ZM211 209V208H210ZM210 209H207V211L209 210V215L210 216H212L213 215V213L215 214V212H218V213H221V212H224L223 210L221 211L220 210V212L218 211L219 209H216V211L214 210V209H212V210H214L213 212H212V210H210ZM250 209V210H251ZM192 210V211H191ZM206 209L204 208V210H200V211H198V213L196 214L197 215V217H198V214H201V213H199V212H202V214L201 215H203L204 214V216L206 217V218H208V215L206 216V214H207V212L205 211ZM254 210V211H255ZM100 211H104V212H100ZM147 211H148V209H147ZM151 211V209L149 208V211L147 212V214L149 213ZM189 211H187L188 213H189ZM203 211H204V213H203ZM212 212V213H211ZM224 212V213H225ZM236 212H238L237 214H236ZM244 212V214H242ZM253 212V211H252ZM257 211H255V213H256ZM99 213V214H98ZM107 213V212H106ZM119 213V212H118ZM184 213H185V215H184ZM184 213H182V218H180V222H179V225L182 227L183 225V227L184 228H190V229H187L186 231L184 230V232L183 231H180L178 234H177V237H175V240L177 239L178 240V238L180 237V236H182L183 238H185L184 240L185 241H187L189 238H190V241H187V243H189V244H193L194 242V244H193V246H195L196 244V247H195V249H199V247L201 248V251L199 250V254H200V252H203L204 250L206 251V248L210 251L211 250V247L213 248L214 246H215V250H217V252H214L215 250L213 249V250H211V252L213 251L215 254H217V253H221V251H219V248H220V250L222 249V247H223V243H225V246H226V239L225 238H223V237H229V238H232V239H235L236 238V233H234L235 231H233L232 229H230L229 231H233L232 233L231 232H226V233H228V235L229 234H234V236L235 237H230V236H224L223 235V237H221V239L223 238V239H225L224 240V242H223V239H222V241L220 240V242H223V243H221V245H222V247H219L218 245H216V244H219V243H217V242H214L211 238H212V235H213V238H214V234H212V233H210V231L208 232L209 234H211V237H210V239H211V241H209V242H211L212 244H213V242L215 243L214 245H206V243H208V240L207 239H209V237L207 238V236L209 235H205L206 236V240H204V239H202L201 240V238L204 236H201L199 239L200 240H197V239H194L195 238V236L194 237H192L191 238V236L193 235H190L191 233H194L193 231H196L197 229H195L194 227L196 226V224L198 223H200V222H202V224L203 225H205V226H208L206 229H210V226H211V224H213L212 222H211V220H215V221H217V223L216 224H213V228H214V232L216 231L215 229H216V227H214V225H217L218 223H220L221 222V218H222V220H224V219H227V217L225 218V215H223V214H221V215H223L224 216V218H223V216H221L220 214H215V216H214V218L212 219V217H210L209 216V218H211L210 219V221H209V223H211V224H205L206 223V221L207 220H205V222L203 221L204 219L202 218L201 219V215H199V217L198 218H200V219H197V218H193V219H196V220H193V219H191L194 215H188V217L190 218V220H193V223L192 224H190V226H187L188 225V223L186 222V220H188L189 221V218L188 217H186L185 218V216H186V211H184ZM206 213V214H205ZM211 213V214H210ZM255 213L253 212V215L252 214H250V213H247V215H248V218L247 217H245V216H243V218L246 220L247 219V221H245V222H247L248 223V221H250L251 220V218L252 217H254L255 216ZM258 213V212H257ZM256 213V214H257ZM259 213H260V211H259ZM262 213V212H261ZM261 213H260V215H261ZM192 214V213H191ZM263 214V213H262ZM195 215V216H196ZM230 215V216H229ZM239 215V216H238ZM258 216V215H256L254 218H252V219H254V220H256L258 223H259V221L261 222L262 221V223H261V225L259 226V224L258 223H255L256 221H254V223H255V227L254 228H252V229H255L257 232V234H255L254 232H255V230H253V232H251V230L249 231V234L247 235V238L248 239H246L245 238V242L244 243H246V240H249V238H250V241H247L248 243H247V245L249 246V245H251V240H253L252 238L253 237H255V239H256V237H257V239L258 240H260V239H262V238H264V220H262V218H261V216ZM184 216V217H183ZM191 216V217H190ZM95 217V216H94ZM229 217H231V218H229ZM251 217V218H250ZM257 217H258V219L259 220H257ZM264 217V216H263ZM185 218V219H184ZM205 218V219H206ZM208 218V219H209ZM220 218V219H219ZM250 218V220H248ZM183 219V220H182ZM264 219V218H263ZM87 220H88V225L89 224H93L92 222V220L90 219V217H88L87 218ZM220 220V221H219ZM90 221V222H89ZM92 221V222H91ZM208 221H207V223H208ZM181 222H183V224H181ZM189 222H191V221H189ZM204 222V223H203ZM196 223V224H195ZM215 223V222H214ZM243 224V227L245 226V225H247V224H245L244 222H242ZM252 222H249V225L251 224ZM253 223V224H254ZM230 224V225H231ZM237 224V226L239 227V224L240 223H236ZM185 225H186V227H185ZM192 225H194V226H192ZM200 225V224H199ZM198 225V226H199ZM210 225V226H209ZM248 225V226H249ZM260 227H258V226ZM91 226V225H90ZM192 226V227H191ZM205 226H203L202 227V225H200V227L202 228V229H205ZM223 226H225V225H223ZM227 226V225H226ZM228 226H229V224H228ZM232 226V225H231ZM230 226V227H231ZM182 227V228H183ZM211 227V228H212ZM229 227V228H230ZM233 227V226H232ZM237 227V228H238ZM192 228H194L195 230H191ZM235 228V227H234ZM236 228V229H237ZM205 229V230H206ZM218 229V228H217ZM226 229H227V227H226ZM239 229V228H238ZM237 229V230H238ZM241 229V228H240ZM248 229V228H247ZM251 229V228H250ZM181 230H183V229H181ZM207 230V231H208ZM219 230V229H218ZM218 230L216 231V233H215V237L217 236V239H218V241H219V236H218V234H222V232H223V230H224V232H225V229L223 228V230L222 231H220V233H218ZM243 230H244V228H243ZM188 231H190V232H188ZM200 232H203L204 234H205V232H207V231H202L201 229L199 230ZM211 231H212V229H211ZM241 231V230H240ZM199 232V233H200ZM236 232H238V231H236ZM242 232V231H241ZM181 233H183V234H181ZM196 233V232H195ZM194 233V235H196ZM197 233H198V231H197ZM198 233V234H199ZM202 233V234H203ZM189 234V235H188ZM197 234V235H198ZM217 234V235H216ZM236 234V235H235ZM188 235V236H187ZM196 235V236H197ZM200 235V234H199ZM243 235V234H242ZM241 235V236H242ZM179 236V237H178ZM220 236H222V235H220ZM253 236V237H252ZM182 237H180L179 238V240L181 241V239H182ZM187 237V238H186ZM189 237V238H188ZM198 237V236H197ZM259 237H260V239H259ZM95 237L94 236H89V237H86V239H84V241H85V244H87L89 247H95V239H94ZM204 238V237H203ZM238 238H240V237H238ZM94 239V240H93ZM191 239H193V240H191ZM254 239V240H255ZM106 240H108V239H106ZM178 240V241H179ZM182 241L183 243H185V244H187L185 241ZM202 241V242H204L205 241V246H206V248H205V246L203 247V248H205V249H202V242H200V243H196V241ZM229 240V239H228ZM174 241V240H173ZM194 241V242H193ZM217 241V240H216ZM239 241V240H238ZM241 241V240H240ZM257 241V240H256ZM108 242H110V240H108ZM176 242V241H175ZM174 242V243H175ZM193 242V243H192ZM233 243H234V241H232ZM237 241H235V243H236ZM242 242H243V239H242ZM254 242V246H255V241H253ZM259 242H261V240L259 241ZM259 242H257V243H259ZM94 243V244H93ZM234 243V244H235ZM241 243V242H240ZM172 244V243H171ZM201 244V245H200ZM203 244V245H204ZM210 244V243H209ZM243 244V243H242ZM177 245H178V242H177ZM179 245H180V247L182 246L181 245V242L179 243ZM199 245V246H198ZM220 245V244H219ZM237 245V244H236ZM175 246V245H174ZM228 246V245H227ZM234 247H235V245H233ZM232 246V247H233ZM176 247V246H175ZM180 247H179V250H180ZM230 247V246H229ZM237 247H238V245H237ZM246 247V246H245ZM257 247L259 248H255L256 250H258V251H256L255 252V255L256 256H258L259 255V250H260V243L259 244H257ZM177 249H175L174 248V252H175V254H178L179 253V251H178V247H176ZM194 248V247H193ZM218 248V249H217ZM239 248V247H238ZM243 247H241L240 246V250L242 249ZM247 248V247H246ZM224 250H225V252H226V247L225 248H223ZM235 249H237V248H235ZM177 251V252H176ZM181 251V250H180ZM183 251V250H182ZM194 251V253L192 252V254L194 255L195 253H198L196 250H193ZM196 251V252H195ZM209 251H208V255L211 253H209ZM227 254L224 252V254L225 255H227V256H231V252H233V251H235L234 250V248L232 249L231 247L230 248H228L227 249ZM231 251V252H230ZM239 251V250H238ZM241 252V251H240ZM214 253H212V255L214 256H212L213 258H214V260H215V257L217 258V262H226V261H229L228 259H229V257L227 258V256H226V260H225V256H223V257H221L222 255H224V254H222L221 253V255H220V253L219 254H217V255H215ZM228 253H231V254H228ZM234 253V252H233ZM237 253H239V252H237ZM180 254V256L181 255H183V252H180L179 253ZM178 254V255H179ZM199 254L197 255V254H195L194 255V257L192 258L193 259V261L194 262H200V261H202V259H204V258H202L201 260L200 259H197L196 257L197 256H199ZM207 254H206V256H207ZM239 254H241V253H239ZM238 254V255H239ZM43 255V254H42ZM197 255V256H196ZM211 255V254H210ZM234 254H232V256H233ZM238 255H236V257L238 256ZM45 256H46V258L48 257V255H44V256H37V255H34L33 256V254H32V256L31 255H27V260H23L22 258H20L19 256L17 257L14 253H12V260L10 261V262H13V264H30V262L31 261H35V264H68V262L66 261V260H64V258L63 257H59L56 261H52V260H50V259H46L45 258ZM36 257H39V258H36ZM50 257V256H49ZM208 257V256H207ZM211 257V256H210ZM210 257H208L207 258V262H210L209 261V259H210ZM211 257V258H212ZM239 258L240 257H243V255L242 256H238ZM249 258V257H248ZM258 258V257H257ZM190 259V258H189ZM192 259H190V262H191V260ZM244 259H247V257L245 258L244 257ZM188 260V259H187ZM211 260H213V259H211ZM243 260V259H242ZM203 261H205V259L203 260ZM216 261V260H215ZM212 262V261H211ZM214 262V261H213ZM0 264H3V263H0Z\"/></svg>",
	"mask_w": 264,
	"mask_h": 264
},
{
	"label": "snow or ice",
	"instance_id": "6c2138e0",
	"mask_svg": "<svg viewBox=\"0 0 264 264\" xmlns=\"http://www.w3.org/2000/svg\"><path fill=\"white\" fill-rule=\"evenodd\" d=\"M6 48L7 45L12 43L11 39L5 37L4 40L0 41ZM255 246L249 245L246 249H241V254L246 255L247 259L243 260H235V261H226V262H190V261H182V260H152V261H139L137 264H264V238L261 239L260 242V250H259V258H252L255 256ZM8 264H13V262H8ZM30 264H35V261H31ZM74 264H97L96 261L93 260H80L74 262Z\"/></svg>",
	"mask_w": 264,
	"mask_h": 264
}]
</instances>
